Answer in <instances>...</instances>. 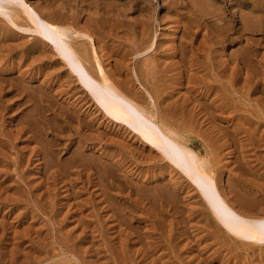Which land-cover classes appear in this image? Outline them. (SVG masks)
I'll list each match as a JSON object with an SVG mask.
<instances>
[{
	"label": "rangeland",
	"instance_id": "1",
	"mask_svg": "<svg viewBox=\"0 0 264 264\" xmlns=\"http://www.w3.org/2000/svg\"><path fill=\"white\" fill-rule=\"evenodd\" d=\"M6 1L9 3L13 2V1L15 2V5L13 6L15 9L12 7L14 9L12 11V9L10 8L11 11L9 13L11 15H13V13H14L13 17L15 18L17 23L19 22V25H21V28L20 29L17 28V26H15L13 23H11V21H9L8 14H3L0 12V85H1V87H0V110H1L0 111V144H1L0 145V178H2V179H0V223L2 222V225L0 224V251L2 252V254L0 252V264H168V263L169 264H175V263L176 264H193V263L194 264H260V262H261V264H263V262H264V242L259 241L253 245H249V243L248 242L246 243L244 239H241L239 237L234 238L233 237L234 235L230 237V234L228 232H225L226 230H224L223 227L221 226V224L218 221H216V218L214 217V215L212 214V211L210 210L209 204L204 202L205 200L203 198V194L201 195V192H200L199 188L196 186L195 181L192 178H190V176L187 173H185L184 170H182V171L186 175L180 170V169H182L181 166L179 165L180 167L179 166L176 167V165H174L176 163H170V161L172 159L170 157H167L165 152L162 153V150L153 146L152 143H150L151 141H148L147 138L142 136L143 134L141 132L138 134V132H139L138 130H136V129L133 130L132 129L133 127H131L129 124L125 123L124 121L120 120V119H122V118H120L121 114L117 113L118 115H113L112 113L109 114V112H105L106 110L104 109V107H102L99 104V102H97V100H94L96 98L94 96H92V93L90 92V90L88 92L85 84H83V82L80 79H78L77 76H75L76 74H74L70 71L71 68L68 66V64L65 62V60L62 58V56L60 57L59 53L56 52L57 50L52 48L50 45L47 46L46 41L41 40V38H40L41 35L35 30V28H37V25L34 23V21H32L31 14L28 12V8H27L26 4H29L31 7L35 8V10H36V8L39 7L40 10L39 9L38 10L40 12L43 9L41 12L42 15L46 16L47 18L49 17V19H51L53 22L58 23L62 26H64L66 24L65 27H67L69 29V32L72 33L71 34L72 36L70 35V40L72 41V43H74L77 46L76 47L74 45L82 54L84 53V55H85V56L83 55L84 59L88 58V59H85L86 64L88 65V64L92 63V66L90 64L88 67L90 70H92V72L94 74H96V76H98V74H99L98 60L99 61L101 60V59H99V56H101L100 58L103 57L102 61H100V62H101V64L105 63L103 65L104 67L106 65L105 72L106 73L108 72L107 75L109 74L108 76L112 80V82L113 83L116 82V85L118 84L117 86H119L125 92L129 93V95L133 96L143 106H145V107L147 106L146 108L149 109L151 112H153V109H154V111H156L157 113L154 112L153 114L156 113L155 115L156 116L158 115L157 116L158 119L162 117L161 119L165 120L167 123L169 121L168 126L171 125L169 127H171L179 135V137L182 135L181 140L184 142V144H186L187 146L192 148L195 152H197L200 155V157H202V159H204V161L207 160L209 162V164L212 163L211 166L209 165V171H210V173H211V171H213L211 174L213 175L214 180L217 182V186L220 189V191L222 192L223 196L227 199L229 198L228 200H230L234 197L235 199L233 198L232 199L233 202H230V203L236 209H238V210L240 209L239 210L240 212L245 213V214L251 213L250 215H259V214H262L264 211V208H263L264 207L263 206L264 205V200H263L264 198H261V197H264V162H263L264 161V154H262L260 157V154L264 152V149H263L264 148V145H263L264 144V140H263L264 139V125H263L264 124V114H263L264 111H262V110H264V105H263L264 102H262V101H264V81H263L264 80V71H261V69L262 70L264 69V67H263L264 66V57H263V55H264L263 54L264 53V40H262V42H261V40L258 38V37H260L261 39H264V36H263L264 35V31H263L264 30V17H263L264 13L259 14L260 12L258 13L256 11H252L250 5H249V7L245 6L244 4H245V2H247V0H232L231 1L232 3L230 2L228 6H226L225 0H223V1L222 0H217V1L215 0L216 2L211 0L213 3L215 2V5H217L219 7H221V4H222L223 5L222 7H225V6L227 7V8L225 7L226 9L231 8V10H227L228 11L227 12L228 19L232 20L231 22L229 21L230 26L228 25V27L230 29L227 27L229 32L227 31V28L225 31L223 29H221L223 32H221V30L219 29L220 33L218 34V30L216 29L217 27L212 25V23H211V21H213V20L210 19L211 21L208 22L209 24L205 21L201 25L203 28L200 27L198 29V28H196V24H197L196 21H198V19H197L198 16H195L194 17L195 19L192 18L191 21L189 19H188L189 21H187L186 18L178 12V10H177L178 8H176V9L173 8V10H172V7L168 6L169 3H167V1L171 3L172 1H175V0H151V1H149V0H147V1L146 0L145 1L144 0H141V1L140 0L139 1L138 0H131V1L130 0H126V1L125 0H112L115 3L117 2L116 4L118 6L114 3H112L111 0H108V1L107 0H90L91 4L89 2L88 3L86 2L89 0H83V1H81V0H72V1L69 0L68 2L71 1L70 4L66 0H60L61 1L60 3L58 1L59 4L57 3V0H53V1L47 0L46 2H44L45 0H26V3L21 2V0H13V1L12 0H0V2H6ZM64 1L66 4L63 3ZM118 1H119V3H118ZM122 1L125 3H122ZM261 1H262V3H264L263 0H261ZM51 2H53L55 5ZM73 2L76 4L79 3L78 6L76 7V4H75V6H73V4H74ZM93 2H95V4ZM109 2H111V3H109ZM126 2L131 3V5H130L131 7L129 5L126 6V4H127ZM143 2L148 3V5L144 4ZM185 2H187V0H184V3ZM223 2H225V3H223ZM234 2H236V3H234ZM238 2H239V4L237 5ZM62 3H63V5H62ZM120 3L124 5L125 9H126V7L129 6L128 8L130 9V11L128 8L126 10L124 8H122L123 5H121ZM141 3L143 5H141ZM149 3H151V5ZM46 4L50 5L49 6L50 8ZM67 4L69 7L72 6L74 10L67 7ZM108 4H111V5H108ZM57 5L60 6L59 7L60 10L57 8L59 11L56 10V8H55ZM80 5L82 8L79 7ZM101 5H102L103 9H102V7L100 8ZM134 5H136V7ZM44 6H45V8L47 6L46 10H44ZM83 6L85 9L81 10V9H83ZM108 6H110V7H108ZM116 6L117 7L120 6L119 8H122L123 10L119 9V8H117V10H116ZM97 7H99L100 9ZM113 7H115V9ZM140 7L144 8V9H141ZM166 7H168V8H166ZM238 7L240 8V10ZM243 7H244V11H243ZM64 8H65V10H64ZM89 8H91V11ZM93 8L96 10H98V9L101 10L103 20H101L102 17H101L100 11L99 10H98L99 12L96 10L94 11ZM104 8H105V10L108 9L109 11L111 10L112 12L114 10L115 13H116V11L117 12L121 11L120 14L118 13V15H120V16H118L116 14L115 15L116 18H115V16L110 17L111 11H110V13H108V10H106V13H105V11H103ZM139 8H140V11H139ZM235 8L236 9L238 8L237 9L238 12H237V10H235ZM52 9H55L57 11V13L55 10H54L55 12L52 11ZM78 9H80V10H78ZM145 9H146V11H148V13L150 12L151 14H153L152 12H154V14L153 15L148 14L147 12L144 11ZM180 9H181V11H183V13L185 12V15L189 16L188 15L189 9H187L184 6L180 7ZM232 9L234 11H232ZM61 10H63L64 12H62ZM75 10H76V13H75ZM50 11L52 12V14ZM67 11H68V13H67ZM69 11H71V12H69ZM73 11H74L75 15H74ZM77 11H79V12H77ZM83 11H84V13H83ZM93 11L95 13L96 12H98V13L96 15H95V13L92 15ZM168 11L171 13H169ZM240 11L242 14L240 13ZM246 11L247 12L249 11V12L247 13ZM59 12L61 15L59 14ZM130 12H132V13H130ZM141 12H142V14H141ZM62 13H63V15H62ZM113 13H112V15H113ZM122 13H124V14H122ZM126 13L128 15H130V17H129L130 19H127L128 15ZM231 13H234V17L236 19L232 16ZM243 13H247V14H243ZM53 14L56 15V20H54L55 18L53 19V17H54ZM67 14H68V17H67ZM76 14H80L81 16L76 15ZM139 14H141V15L139 16ZM179 14H180V17H179ZM248 14L250 15V18H249V16H247ZM257 14H259L260 17H257L258 16ZM125 15H127V16H125ZM142 15H143V17H142ZM149 15H151V16H149ZM175 15L177 16V18ZM230 15H231V17H229ZM241 15L247 16V18H249L246 20L247 22L249 20L251 21V22L250 21L248 22V23H250L249 28L242 29L243 27H241V26H243V23H241L242 22ZM75 16H78V17H75ZM95 16H97V17H95ZM122 16H124L125 18H123ZM133 16L135 17V19H133ZM148 16L151 19H146V18H148ZM64 17H66V19H67V20L65 19L67 21V22L64 21L65 23L63 22ZM70 17H71V19H70ZM85 17H86V20L84 21ZM91 17L92 18L94 17L93 18L94 20ZM106 17H109V19H108L109 22H112V20H113L112 23H114V24H112V23L109 24ZM131 17H132V19H131ZM137 17L139 18V21H138V19H136ZM174 17H175V19H174ZM206 17H209V16H206ZM253 17H254V20H253ZM105 18H106V20H105ZM140 18L143 20L142 22L140 21L141 20ZM258 18H260V20ZM261 18H262V21H261ZM18 19H19V21H18ZM76 19H77L78 23H77V21L75 22ZM117 19H121V21L120 20L118 21ZM234 19L236 21H234ZM88 20H90V21H88ZM96 20H97V23H96ZM132 20H134V21L132 22ZM144 20L148 25L144 22ZM147 20L150 23H148ZM179 20H181V21L183 20L184 22L187 21L188 23L191 22L190 24L192 25V28L194 27L193 28L194 31L196 29L197 34L194 36L192 34V32H187V31H184L183 29L178 30ZM255 20H257L256 23L259 21L260 22L256 24ZM101 21H102V23H101ZM215 21L216 22L213 21V23L222 22L220 20L218 21V19ZM88 22H90V23H88ZM123 22H124V25H125V23L128 22L127 26L126 25L125 26L129 27V29L123 25ZM129 22H131L132 24ZM134 22H135V24L133 25ZM70 23H72V24L70 25ZM92 23L93 24L95 23V25H93ZM206 23L209 26H207ZM222 23H219V24H222ZM254 23H255V25H254ZM89 24L90 25L92 24L93 26L91 25L92 27H90ZM104 24H106V26ZM183 24L184 23L182 22V25ZM83 25H84V27L86 25H88L87 27L90 28V30L86 27L87 28L86 29L87 31H86L84 29ZM96 25L97 26L99 25V26L97 27ZM102 25H104V27ZM119 25H121V26H119ZM132 25H133V27H132ZM139 25L142 27H140ZM144 25L147 26V27H145V29L143 28ZM155 25H156V27H155ZM211 25H212V27H210ZM252 25H254V26H252ZM110 26H112V27H110ZM70 27H72V29H70ZM81 27H83V29ZM99 27L102 28L100 31L98 30ZM154 27H155V29H154ZM214 27H216V28H214ZM236 27H241V28H236ZM103 28H105V29H103ZM130 28H131V30H130ZM141 28H143L142 33H140L142 30ZM148 28L150 30H148ZM250 28L252 30H250ZM92 29L94 30V33H93ZM208 29H209V33H211V34L213 33V34L217 35V38L219 36H221L218 38L219 40L221 39L220 42L217 38L213 39L214 40V42H213L212 38L215 37V35H213V37H212V36H210L211 34L210 35L206 34L208 32L207 31ZM237 29H239V30H237ZM240 29H242L243 31H240ZM82 30L84 31L85 34L83 33ZM102 30H104L105 32H103ZM212 30H214V31L216 30V31L213 32ZM256 30H257V32H256ZM258 30H260V31H258ZM76 31H77V33H74ZM114 31H115V33H114ZM132 31L134 33H132ZM150 31H153L154 33L153 32L150 33ZM200 31L203 32L202 35L206 34V35H208V37L206 35H205V37L202 36L200 34L201 33ZM205 31H207V32H205ZM230 31H234V32H230ZM236 31H238L239 33H237ZM101 32H103V33H101ZM111 32L114 33L116 37L113 36L114 34L112 35ZM216 32H217V34H216ZM86 33L92 37V41L90 40L91 38ZM92 33H93V35H92ZM125 33H127V34L125 35ZM143 33H145V34H143ZM75 34H77V35H75ZM82 34H84V36L85 35L86 36L84 37ZM108 34H109V36H108ZM178 34H179V37H178ZM183 34H185L184 37H186V39L184 37L181 38L183 36ZM233 34H234V37L236 36L235 38L232 37ZM235 34H237V35H235ZM80 35H82V36H80ZM106 35L108 36L107 37L108 39H106ZM110 35H112L113 38ZM134 35L136 36V38ZM137 35H139V36H137ZM180 35H182V36L180 37ZM191 35H193V37ZM152 36H155V37H152ZM189 36H191V37H189ZM251 36L254 38H251ZM95 37H97V38L99 37V38L97 39ZM231 37H232V40H231ZM246 37L251 38L252 40L247 39ZM103 38H104V40H103ZM114 38H115V40H113ZM121 38H123L124 40ZM127 38L131 43L135 39V41L139 44H134L135 42H133L131 45V43L127 41ZM153 38H155V40ZM179 38L183 39V41L186 40V41H184L183 46L180 45V43L182 41L178 44V41H180ZM187 38H193L194 42L192 41V39H190L192 42L189 39L187 40ZM236 38H238V39H236ZM255 38H258V39H256V41H255ZM87 39H89V40H87ZM120 39L123 42L118 41ZM140 39L142 40V42L140 41ZM143 39H145V41ZM202 39L206 40V41L203 42ZM209 39L212 40V42H210ZM73 40L77 41V42L75 43ZM78 40H80V41H78ZM85 40L87 42H85ZM229 40H230V42H229ZM258 40H259V42H257ZM82 41L84 44L80 45V43ZM148 41H150V44L153 42L155 44L154 47L157 45L156 50H154L152 48L155 52L151 49L154 53L151 52L150 50H147L146 54L142 53L143 51L145 52L144 47H146V45L147 46L149 45ZM251 41L252 42L254 41L253 42L254 44ZM116 42H117V44L118 43L119 44L118 45L115 44ZM127 42L129 44H127ZM174 42L177 43L178 45L175 44ZM200 42H202L203 44L201 45ZM218 42H219V44H217ZM221 42H222V44H221ZM245 42H247V43H245ZM255 42H257V43H255ZM87 43H88V45H87ZM97 43H99V44H97ZM107 43H109V44H107ZM142 43H143V45H142ZM185 43H186V45H185ZM206 43H208V44H206ZM209 43H211V45H209ZM215 43L217 44V46ZM250 43H252V45ZM121 44H122V46H121ZM198 44H199V46H202V47L204 45V47H203L204 49L202 47L197 48ZM212 44H215V45H212ZM257 44L260 46L263 45L262 46L263 48L258 47ZM78 45L80 46V48ZM167 45H173L174 47L171 46V48H170ZM175 45H177V47ZM179 45L181 46V48L179 47ZM207 45H209V46H207ZM83 46H85V47H83ZM162 46H164V47L162 48ZM210 46H212V47H210ZM113 47L114 48L117 47V48L114 49ZM134 47L136 48V53L138 52L137 54L136 53L133 54V52H135ZM137 47L139 48L138 50H137ZM191 47L193 48V50ZM208 47L211 49H209ZM104 48H105V50H104ZM165 48H167V49L169 48V49L168 50L166 49V52H164ZM175 48H176V50H175ZM188 48H190L189 49L190 52L188 51ZM83 49L85 51L88 50V52L87 51L85 52ZM99 49H103V50H99ZM195 49H196V51H195ZM245 49H247V50H245ZM93 50H95L96 54H95V52L92 54ZM116 50L118 51V53ZM127 51H128V53H127ZM139 51L140 52L142 51L141 52L142 54H140ZM148 51H150V52H148ZM185 51L188 53L189 56L186 55ZM193 51H195V52H193ZM247 51H248V53H247ZM252 51L255 54L253 53L252 57L250 58L249 56H251V55L248 56V54L252 53ZM113 52H115V53L113 54ZM124 52H126V53H124ZM158 52H161V53L157 54ZM191 52L194 54H191ZM89 53L94 55L95 60L93 59V56L90 55ZM180 53H183L184 55H181ZM105 54H107L109 57L110 56L112 57L113 55L114 56L112 58L111 57L109 58ZM119 54H120V56H119ZM122 54H124V55H122ZM131 54H132V56H131ZM256 54H257L258 58L255 56ZM153 55H154L155 59L157 58L156 59L157 61L155 60L156 63L154 61H152L153 63L150 64L151 60L149 62L148 59H152ZM190 55L192 57H194V56L195 57L192 58ZM90 56H92V57H90ZM95 56H97V57H95ZM105 56H107V58ZM122 56H124L123 57L124 59L122 58ZM115 57H118V58L116 59ZM127 57L129 58V60ZM138 57H139V59H138ZM159 57H160V59H159ZM178 57H179V59H181V57L182 58L185 57V58L179 60V62L177 64V63H175V62H177L175 60H178ZM199 57H201V58H199ZM60 58H62L63 60ZM119 58H122L124 61L126 60V62L121 61V63H120V61L118 60ZM130 58H131V60H130ZM162 58H164L165 60ZM196 58H197V60H195ZM141 59H142V62H141ZM158 59H159V61H158ZM167 59H168V61H167ZM185 59H188V61ZM202 59H203V61H202ZM229 59H231V60H229ZM233 59H235V60L233 61ZM252 59L253 60L255 59L254 60L255 62ZM259 59H260V61H263V63H258ZM35 60H36V62H35ZM87 60H89L90 62H88ZM106 60H108V61H106ZM116 60L118 61V63L116 62ZM152 60H154V59H152ZM171 60H173V62ZM246 60H249V61H246ZM144 61H148V62H144ZM161 61H162V63H161ZM165 61L168 62L169 64L166 63ZM195 61L197 63H195ZM232 61L235 63L238 61L237 62L238 65H237V63L235 64ZM163 62H165V63H163ZM170 62H171V64H170ZM222 62L224 63V65ZM245 62H247V63H245ZM142 63H143V66H142ZM144 63H145V65H144ZM146 63H149V64H146ZM198 63H200V64H198ZM204 63L207 65H205ZM66 64H67V66H66ZM117 64H118V66H117ZM158 64H159V66H158ZM167 64L170 68L172 66V70L167 66ZM189 64H191V65H189ZM192 64H194V65H192ZM196 64H198V65H196ZM216 64H217V66H216ZM218 64H219V66H218ZM229 64H231V65H229ZM250 64H252V66H255V67H249V66H251ZM260 64L261 65L263 64V65L261 66ZM121 65H122V67H121ZM140 65L143 68V69L141 68L142 71L140 70V67H141ZM146 65L147 66L151 65V66H149V68H147ZM155 65H157V66H155ZM178 65H180V66H178ZM184 65H186V66H184ZM247 65L249 68H251V70L254 69V70H252L254 73L249 70ZM152 66L153 67L155 66V67L151 69ZM212 66H213V68H211ZM256 66L260 70L257 69ZM179 67H182L183 69L180 70ZM189 67L190 68L192 67L193 70H191L192 68L190 69ZM235 67L239 72L241 71V73H242L241 75H238V73H237L238 71L235 69ZM123 68H125V69H123ZM126 68H127V70H126ZM135 68L138 70H136ZM166 68L170 69V71L165 70ZM198 68L199 69L202 68V69L199 70ZM244 68L246 70H244ZM255 69H256V71H255ZM134 70L136 71L135 73H134ZM144 70H146V71L144 72ZM153 70H155L156 72H154ZM160 70H161V72H159ZM178 70H180V72ZM55 71L56 72L58 71V72L56 73ZM152 71L154 72V74L152 73ZM167 71H169L170 73H173V74L168 76L170 73ZM191 71L192 72L195 71L194 74ZM233 71H234V73H232ZM246 71L250 73V75H248L249 73L246 74L247 76H250V77H248L250 80L244 79L247 77V76H245V73H247ZM258 71H259V73H258ZM143 72H144V75H143ZM149 72H151L150 75H146ZM174 72H176V74ZM256 72H257V74H256ZM22 73L23 74L25 73V74L23 75ZM132 73H134V74H132ZM157 73H159L158 76H155V75H157ZM180 73H181V75H180ZM190 73L193 74L194 76L191 75ZM235 73L237 74V76ZM260 73H261V75H258ZM42 74H43V77H41ZM151 74H152V76H151ZM160 74H161V76H160ZM177 74L180 77H175V76H178ZM188 74L191 75L192 78ZM195 74H197V75L195 76ZM173 75H175V76H173ZM232 75L234 77L235 76L236 77L234 78ZM242 75H243V77H242ZM132 76L135 79H133ZM137 76H139V77L136 78ZM143 76H145L146 78H143ZM154 76L158 77V78H157V80L155 79L154 81H152L155 78ZM171 76H173V77L170 78ZM185 76L187 79H185ZM147 77L150 79L148 80ZM231 77H232V79H231ZM131 78L133 79V81H131L132 80ZM179 78H181V79L178 80ZM189 78H191V79L188 80ZM233 78H234V80H233ZM252 78L255 81H253ZM256 78L257 79L259 78V79L257 80ZM162 79H164V80H162ZM170 79H171V81H170ZM43 80H44V82H43ZM176 80H178V81H176ZM245 80H247V81H245ZM80 81L82 82L81 84H80ZM156 81L158 82L159 86L157 85ZM159 81L161 82V84L159 83ZM167 81H168V83H167ZM172 81H175V83ZM180 81H181V83H180ZM124 82H125V84H124ZM162 82L164 83L163 85H162ZM164 85H166V87ZM223 85H224L225 89L223 88ZM84 86H85L86 90L84 89ZM151 87H153V88H151ZM158 87L159 88L163 87L162 89L164 92L160 88V90L162 91V93H161V91L158 89ZM169 87H170V89H169ZM228 87H230V88H228ZM40 88L41 89L44 88V89L41 90ZM150 88H151V90H150ZM205 88H206V91H205ZM146 89L151 91V92L147 91ZM153 89L157 92H155ZM168 89L170 91L174 90V91H172L174 93H170V91ZM21 90H25V91H23L24 93H22ZM39 90L41 93H38ZM129 90H130V92H129ZM166 90H168V92ZM28 91H29L30 95L27 94ZM44 91H46V92L48 91V93H47L48 97L45 96L46 94H43V93H45ZM207 91H209V92H207ZM18 92L21 95L17 94ZM200 92H202V93H200ZM219 92L222 94L219 95ZM223 92H224V94H223ZM31 93L33 96L31 95ZM37 93H38V95H37ZM66 93H68V94H66ZM153 93H155V94L153 95ZM157 94H159V95H157ZM217 94H218V96H217ZM232 94H233V98H232ZM50 95H52V96H50ZM155 95H156V97L160 96L158 98V100L155 97ZM161 95H163V96H161ZM213 95H215V96L213 97ZM30 96L32 98L35 96L36 97V98L34 97L35 100H37V98H39L38 100H39V102H40L39 104H41V106L36 104V101L34 99H32ZM41 96H42V98H41ZM148 96H150L151 99ZM211 96L213 98H211ZM259 96H261V97H259ZM18 97H19L22 105H21L20 101H18L19 100ZM91 97H94V98H91ZM193 97L197 98L198 100L194 99ZM207 97H208V99H207ZM21 98L23 99L24 102L22 101ZM262 98H263V100H262ZM40 99H41V101H40ZM47 99H48L49 103L47 102ZM175 99H176V101H175ZM177 99H179V100L177 101ZM180 99H182V101ZM184 99H185V102H184ZM186 99H187V101H186ZM188 99H189V101H188ZM201 99H202V101H201ZM205 99L207 102L205 101ZM211 99L212 100L216 99L218 101L213 100L214 101L213 102ZM38 100H37V103H38ZM208 100H210V101H208ZM225 100H226L227 105L224 102ZM227 100H228V102H227ZM34 101H35V103H34ZM52 101H53V103H52ZM55 101H56V103H55ZM197 101H199V102L201 101V102L199 103ZM239 101L242 103L240 104ZM150 102H152L153 104ZM155 102H157V103H155ZM186 102L189 104H186ZM221 102H224V103H221ZM235 102L237 103V106H236ZM196 103H199V104L195 105ZM259 103H260V105H259ZM18 104L21 107L17 106ZM44 104L45 105L47 104V105L45 106ZM48 104L50 105L49 107H48ZM155 104L158 106L155 107L156 106ZM171 104L173 106L177 104L176 105L177 107L176 106L173 107ZM180 104L183 105L182 106L183 108L185 106L188 111H190L189 109L191 108L193 115H191L192 114L191 111H190V113H188L187 110L183 111L186 108L183 109ZM214 104L216 105L215 107H214ZM33 105H38V107L33 106ZM188 105L189 106L195 105V106L192 108V107H189ZM198 105H202V106L199 107ZM203 105L205 107H203ZM239 105H240V107L242 105V107L239 108L238 107ZM74 106H76V107H74ZM226 106H227V108H226ZM180 107L183 110L181 109L182 113H180V116H179L180 118L178 119L177 116L180 112L179 111ZM196 107H197V109H196ZM209 107H210V109H209ZM229 107H230V109H228ZM33 108H36V109L38 108V110H35ZM39 108H40V110H39ZM45 108H48V109L44 112L43 110ZM55 108H57L58 112H59V110H61V111L58 113ZM177 108H179V109H177ZM223 108L225 109V112H224ZM29 109H30V111H29ZM69 109H70V111H69ZM174 109H176V112ZM204 109H206V111ZM215 109H217V110H215ZM226 109L228 110V112L230 114L227 112ZM236 109L241 110V111L238 112V110H236ZM257 109H258V111H257ZM259 109H261V110H259ZM195 110H196V113H198L200 110L199 114H196ZM201 110H202V112H201ZM37 111H39V112H37ZM53 111H54V113H53ZM73 111L74 112L76 111V114H74L76 117L73 115V113H74ZM162 111H163V113H162ZM169 111L171 113V116L169 114H167V113H169ZM230 111H233L235 113L234 114L232 112L235 117H230V116H233ZM259 111L262 112V113H260L262 116H258ZM61 112L62 113L64 112V113L60 114ZM67 112H68V114H66ZM177 112H178V114H177ZM183 112H185V113H183ZM209 112L213 113V114H211L212 116L214 114L215 115L217 114L218 115V116H216L217 118H214L215 116L214 117L210 116ZM43 113H45V114H43ZM208 113H209V115H208ZM222 113H225V114H222ZM41 114H43V115H41ZM70 114H71V116H70ZM188 114H190V115H188ZM249 114H252V116ZM27 115H29L30 118H29V116L27 117ZM109 115H110V117H109ZM181 115H183V116L181 117ZM197 115H199V116H197ZM220 115H222V116L224 115V117H222ZM225 115L229 116V117H226ZM37 116L39 117V119ZM103 116L105 118H103ZM115 116H117V118ZM192 116H194V117L196 116V117L194 118ZM31 117L34 120L31 119ZM36 117H37V119H36ZM44 117L47 119V121H46V119H44ZM68 117L70 120L66 119ZM113 117H115V118H113ZM185 117H186V120L187 119L189 120V121L187 120V123H189V122L192 123V121L194 120L195 122H193V123H195V124L192 123L193 124V125L191 124L192 126H189L190 123L185 124V122H186ZM218 117H220L221 119ZM236 117H237V119H236ZM248 117H249V119H248ZM196 118L199 121H197ZM226 118H227V120H226ZM27 119H28V121H27ZM35 119H36V122H38V120L39 121L41 120L40 123L42 122L41 123L42 125L38 122V124L36 123L37 124V127H36V124L34 125V123L32 122V121L35 122ZM62 119L65 120L66 122H64ZM177 119H178V122H177ZM181 119H183V121H182L183 123L181 122ZM212 119L214 120V122ZM9 120H11V121H9ZM44 120L47 124L44 122ZM79 120L80 121L84 120L85 122L84 121L80 122ZM215 120H217V121H215ZM228 120H230V121H228ZM26 121L28 122V124ZM87 121H88V123H86ZM171 121H172V123H171ZM234 121L239 126H237ZM9 122H11V123H9ZM30 122H32V123H30ZM43 122H44V124H43ZM76 122H78V123L76 124ZM89 122H91V123H89ZM202 122H204V123H202ZM17 123H18V125H17ZM84 123H86V125ZM210 123L213 126H211ZM229 123H230V125H229ZM231 123L232 124L235 123L234 124L235 126L232 125ZM244 123L246 124L247 127L245 125H243ZM87 125H88V127H87ZM95 125H97V126H95ZM76 126H78V127H76ZM241 126H242V128H241ZM110 127H112V128H110ZM231 127H233V128H231ZM239 127L241 129H239ZM248 127H251V128L248 129ZM128 128H130V129H128ZM233 129H234V132H232ZM247 129L248 130L251 129L252 131L250 130V132L247 133L248 132ZM61 130H62V132H61ZM213 130L217 131V132L215 133ZM241 130L242 131L244 130L245 132L244 131L242 132ZM39 131H40V133H39ZM212 131L215 134L212 133ZM254 131H255V133H254ZM84 132L87 134L85 135ZM93 132H94V134H93ZM199 132H200V134L201 133L202 134L200 135ZM252 132H253V134H252ZM246 133L248 136L246 135ZM104 134H105V136H107V134H108L107 138L104 136ZM243 134L246 135V137H243L244 136ZM249 136L250 137L252 136V137L248 138ZM111 137H113V138L109 139ZM215 137L216 138L218 137V141ZM241 137H243L246 141ZM256 137L259 138L260 141L259 140L256 141L257 140ZM214 138H215V140H213ZM253 139H254V141H253ZM207 140L208 141L210 140V141L208 142ZM198 141H199V143H197ZM46 142H47V144H46ZM78 150H80V151H78ZM201 151L205 154H202ZM207 151H208V153H207ZM75 152L76 153L78 152V153L76 154ZM46 155H48V156L46 157ZM74 155H76L77 157ZM214 155H216V156H214ZM80 156H82V157H80ZM252 156H253V158H252ZM214 159H215V161H214ZM99 161H100V164L98 163ZM86 162H88V163L86 164ZM82 163L83 164L85 163L86 165H83ZM103 163H104V165H103ZM69 165H70V167H69ZM107 167H109V168H107ZM160 174H161V176H160ZM49 185H50V187H49ZM65 185H67V186L65 187ZM174 188H175V190H174ZM5 191H6V193H5ZM8 191L10 192V194ZM93 192H95V193H93ZM234 192H238V193H234ZM14 193H15V195H14ZM247 193H248V196H247ZM258 193H259V195H258ZM11 194H13V195H11ZM106 194H107V196H106ZM235 194H238V195H236V197H235ZM249 195L251 196V199L253 198L256 201L251 200ZM241 196L244 197V200H242ZM63 197H65V198H63ZM5 199H6V201H5ZM84 200H86V201H84ZM58 202H60V203H58ZM161 202L163 204H161ZM75 204L77 207L75 206ZM79 206H81L82 208ZM241 208H242V210H241ZM252 210H255V211H252ZM256 210H257V213H256ZM64 211H66V212L64 213ZM244 211H246V212H244ZM79 212H81V213H79ZM2 213H3V215H2ZM84 213L86 215L85 217H84V215L80 216V214H84ZM156 214H157V216H156ZM175 214H177V215H175ZM7 218L9 220H7ZM115 220H119V221H115ZM193 221H194V223H193ZM9 222H10V224H9ZM186 223H187V225H186ZM216 223L222 229H220V228L218 229V226L215 225ZM29 225H31V226L29 227ZM79 225H81V226H79ZM215 226H217V229H215L216 228ZM28 228H29V230H28ZM210 230H212V231H210ZM21 231H24V232L21 233ZM184 232H186V233H184ZM10 234H11V236H10ZM217 237H218V239H217ZM34 239H35V241H34ZM260 242H262V243H260ZM121 248H123V249H121ZM200 248H201V250H200ZM25 249H26V251H24ZM201 251H202V253H201ZM106 252H108V253H106ZM32 254L34 256H32ZM199 255H200V257H199ZM24 256L26 258H24ZM190 256H192V258Z\"/></svg>",
	"mask_w": 264,
	"mask_h": 264
},
{
	"label": "bare ground",
	"instance_id": "2",
	"mask_svg": "<svg viewBox=\"0 0 264 264\" xmlns=\"http://www.w3.org/2000/svg\"><path fill=\"white\" fill-rule=\"evenodd\" d=\"M13 1V0H12ZM47 0H45L44 2H46ZM49 1V0H48ZM53 1V0H52ZM58 1H59V3L61 2L60 0H57V3H58ZM67 2L69 1V0H66ZM72 1V0H71ZM71 1L70 2H68L69 4L71 3ZM81 1H83V0H81ZM108 1V0H107ZM112 1V0H111ZM126 1V0H125ZM131 1V0H130ZM139 1V0H138ZM141 1V0H140ZM145 1V0H144ZM147 1V0H146ZM149 1H151V0H149ZM212 1H215V0H212ZM211 0H187V2H185L184 3V0H175V1H172L171 3L170 2H168L167 1V3H169L168 4V6H170V7H172V10H173V8H178L177 10H178V12L180 13V14H182L185 18H186V20L187 21H191L192 20V18H194L195 16H198L197 17V19H198V21H196L197 22V24H196V28H200V27H202L201 25L206 21L207 23L209 22V21H211V20H213L214 22H216L215 20H217L218 19V21L220 20V21H222V22H219V23H222V24H219V23H213V21H211V23H212V25H214V26H216V27H214V28H216L217 30H218V34L220 33V31H219V29L221 30V29H223L224 31L226 30V28L228 27V25H229V21L231 22L232 20H230V19H228V16H227V10H231V8L229 9H226L227 7L226 6H228L229 5V3L232 1V0H225V2H223V3H225L226 4V8L225 7H222L223 5L221 4V7H219V6H217V5H215V2L217 1H215L214 3L212 2ZM223 1V0H222ZM264 1V0H263ZM21 2H23V3H26V0H21ZM56 2V1H55ZM75 2V1H74ZM73 2V3H74ZM87 3L89 2L90 3V0L89 1H86ZM97 2V1H96ZM101 2V1H100ZM134 2V1H133ZM166 2V1H165ZM240 2V1H239ZM239 2L237 3V5L239 4ZM48 3V2H47ZM51 3H53V2H51ZM50 3V4H51ZM58 3V4H59ZM64 4H66L65 3V1L63 2ZM63 3H62V5H63ZM94 4H95V2H93ZM99 3V2H98ZM109 3H111V2H109ZM112 3H114V4H116L115 2H113L112 1ZM118 3H119V1H118ZM122 3H125V2H123L122 1ZM127 3V2H126ZM129 3V2H128ZM126 4V6L127 5H131V3H129V4ZM144 3V2H143ZM152 3V2H151ZM151 3H149L150 5H151ZM232 3V2H231ZM234 3H236V2H234ZM45 4V3H44ZM54 4V3H53ZM75 4L76 3H74L73 4V6H75ZM79 4V3H78ZM78 4H76V7L78 6ZM91 4V3H90ZM121 4V3H120ZM135 4V3H134ZM144 4H147L148 5V3H144ZM154 4V3H153ZM152 4V5H153ZM156 4V3H155ZM241 4V3H240ZM15 5V2L13 1V2H11V3H9V2H0V12L1 13H3V14H8V17H9V21H11V23H13L15 26H17V28H21V25H19V22L17 23L16 22V20H15V18L13 17V15H14V13H13V15H11L9 12L11 11L10 10V8L12 9V11L15 9L13 6ZM47 5V4H46ZM55 5V4H54ZM106 5V4H105ZM108 5H111V4H108ZM117 5V4H116ZM121 5H123V4H121ZM120 5V6H121ZM133 5V4H132ZM138 5V4H137ZM141 5H143L142 3H141ZM219 5V4H218ZM245 6H247V7H249V5L251 6V10L252 11H256V12H260L259 14H262V13H264V3H262V1L261 0H247V2H245V4H244ZM26 6H27V8H28V12L31 14V19H32V21H34V23L37 25V28H35V30L41 35V40L43 41H46V43H47V46H51L52 48H54L55 50H57L56 52H58L59 53V55H60V57L62 56V58L65 60V62L68 64V66L71 68V72L72 73H74V74H76L75 76H77L78 77V79H80L82 82H83V84H85V86L87 87V90H88V92H89V90H90V92L92 93V96H94L96 99H94V100H97V102H99V104L102 106V107H104V109L106 110L105 112H109V114H113V115H118V114H121V116H120V118H122V119H120V120H122V121H124L125 123H127V124H129L131 127H133L132 129L134 130V129H136V130H138L139 132H138V134L141 132L143 135L142 136H144L145 138H147V140L148 141H151L150 143H152V145L153 146H155L156 148H159L160 150H162V153L163 152H165L166 153V155H167V157H170L172 160V162L170 161V163H176V164H174V165H176V167L177 166H181V168L182 169H180L181 171L182 170H184V172L185 173H187L189 176H190V178H192L194 181H195V184H196V186L199 188V190H200V192H201V195L203 194V198H204V202L205 203H208L209 204V207H210V210L212 211V214L214 215V217L216 218V221H218L220 224H221V226L223 227V229L224 230H226L225 232H228L229 234H230V237L231 236H233L234 238L236 237H239V238H241V239H244L245 240V242L247 243H249V245H253V244H255V243H257V242H259V241H263L264 242V211H263V213L262 214H259V215H250L251 213H249V214H245V213H242V212H240L238 209H236L230 202H233V198L232 199H230V200H228L227 198H225L224 196H223V194H222V192L220 191V189L218 188V186H217V182L214 180V178H213V175L211 174L213 171H211V173H210V171H209V165L211 166V164H209V162L207 161V160H205L204 161V159H202V157H200V155L197 153V152H195L192 148H190L189 146H187L186 144H184V142L181 140V136L179 137V135L171 128V127H169V126H171V125H169L168 126V124H169V121H168V123L165 121V120H162L161 118H157V116L155 115L157 112L156 111H154V109H153V112H151L149 109H147L145 106H143L140 102H138L133 96H131V95H129V93H127V92H125L123 89H121L119 86H117L116 85V82L115 83H113L112 82V80L109 78V74L107 75V73L105 72V70H106V65H105V67L103 66L105 63H103V64H101V62L100 61H102V58H100L101 56H99V59H101L100 61L98 60V71H99V74H98V76H96V74H94L93 72H92V70H90L89 69V65L91 64V66H92V63H90V64H86V62H85V59H88V58H85L84 59V57H83V55H84V53L82 54L76 47V45L74 44V43H72V41L70 40V35L72 34V33H70L69 32V29L67 28V27H65V25L64 26H62V25H60V24H58V23H55V22H53L51 19H49V17L47 18L46 16H44V15H42V10H41V12L39 11L40 10V8L38 7V8H36V10H35V8H33V7H31L29 4H26ZM48 7L50 6V5H47ZM47 6H46V8H47ZM52 6V5H51ZM58 6V7H57ZM55 8H56V10H60V6L59 5H57ZM86 6V5H85ZM118 6V5H117ZM116 6V10H117V8H119V7H117ZM128 6V7H129ZM135 7H136V5H134ZM133 6V7H134ZM145 6V5H144ZM143 6V7H144ZM167 6V5H166ZM182 6H184V7H186L187 9H189V16H187V15H185V12L183 13V11H181V9H180V7H182ZM233 6V5H232ZM231 6V7H232ZM14 9H13V8ZM42 7V6H41ZM66 7V6H65ZM67 7H69L68 6V4H67ZM66 7V8H67ZM75 7V8H76ZM79 7H81V5L79 6ZM87 7V6H86ZM102 7V5L100 6V8ZM106 7V6H105ZM108 7H110V6H108ZM128 7H126V9L128 8ZM131 7V6H130ZM132 7V8H133ZM150 7V6H149ZM153 7V6H152ZM158 7V6H157ZM236 7V6H235ZM46 8H45V6H44V10H46ZM50 8V7H49ZM52 8V7H51ZM58 8V9H57ZM69 8H71L72 10H74L73 9V7L71 6V7H69ZM82 8V7H81ZM96 8V7H95ZM97 8H99V7H97ZM99 8V9H100ZM114 9H115V7H113ZM122 8H124V5L122 6ZM122 8H119V9H122ZM131 8V9H132ZM138 8V7H137ZM136 8V9H137ZM141 8V7H140ZM140 8H139V11H140ZM145 8V7H144ZM144 8H141V9H144ZM148 8V7H147ZM154 8V7H153ZM165 8V7H164ZM166 8H168V7H166ZM239 8V7H238ZM237 8V9H238ZM39 9V10H38ZM85 8H84V6H83V9H81V10H84ZM88 9V8H87ZM86 9V10H87ZM90 9V11H91V8H89ZM98 9V10H99ZM102 9H103V7H102ZM118 9V10H119ZM125 9V8H124ZM125 9V10H126ZM129 9V8H128ZM150 9V8H149ZM171 9V8H170ZM236 8H235V10H237ZM242 9V8H241ZM55 9H52V11H54ZM55 10V11H56ZM58 10V11H59ZM64 10H65V8H64ZM69 10V9H68ZM78 10H80V9H78ZM93 10L95 11L96 9H94L93 8ZM98 10H96V11H98ZM106 10H108V9H106ZM106 10H105V8H104V10L103 11H105V13H106ZM113 10V9H112ZM123 10V9H122ZM124 10V11H125ZM155 10V9H154ZM153 10V11H154ZM239 10H240V8H239ZM246 10V9H245ZM54 11V12H55ZM62 12H64L63 10H61ZM60 11V12H61ZM92 12V15L95 13V12ZM100 11V13H101V10H99ZM98 11V12H99ZM111 11V10H110ZM110 11L108 10V13H110ZM129 11H130V9H129ZM145 12H147L148 13V11H146V9L144 10ZM150 11V10H149ZM170 11V10H169ZM168 11V12H169ZM186 11V10H185ZM232 11H234L233 9H232ZM243 11H244V7H243ZM242 11V12H243ZM16 12V11H15ZM51 12V11H50ZM60 12H59V14H60ZM69 12H71V11H69ZM77 12H79V11H77ZM98 12H96L95 13V15L98 13ZM113 12H114V10H113ZM112 11H111V16L110 17H114L116 14L118 15V13L120 14V12L121 11H116V13L114 14ZM237 12H238V10H237ZM247 12V11H246ZM249 12V11H248ZM247 12V13H248ZM255 12V13H256ZM17 13V12H16ZM56 13H57V11H56ZM55 13V14H56ZM67 13H68V11H67ZM73 13H74V11H73ZM75 13H76V10H75ZM75 13H74V15H75ZM82 13V12H81ZM80 13V14H81ZM83 13H84V11H83ZM104 13V14H105ZM112 13H113V15H112ZM125 13V12H124ZM124 13H122V14H124ZM130 13H132V12H130ZM140 13V12H139ZM153 14H154V12H152ZM156 13V12H155ZM169 13H171V12H169ZM240 13H241V11H240ZM247 13H243V14H247ZM19 14V13H18ZM49 14V13H48ZM51 14H52V12H51ZM65 14V13H64ZM70 14V13H69ZM72 14V13H71ZM80 14H76V15H79V16H81ZM88 14V13H87ZM86 14V15H87ZM90 14V13H89ZM127 14V13H126ZM141 14H142V12H141ZM141 14H139V16L141 15ZM144 14V13H143ZM148 14H151L150 12L148 13ZM153 14H151V15H153ZM180 14H179V17H180ZM232 14V16L234 17V13H231ZM242 14V13H241ZM250 14V13H249ZM247 15V16H249V18H250V15ZM259 14H257L258 16L257 17H260L259 16ZM54 15V14H53ZM61 15V14H60ZM62 15H63V13H62ZM73 15V16H74ZM85 15V16H86ZM106 15V14H105ZM109 15V14H108ZM128 15V14H127ZM127 15H125V16H127ZM151 15H149V16H151ZM181 15V16H182ZM238 15V14H237ZM236 15V16H237ZM19 16V15H18ZM51 16V15H50ZM91 16V15H90ZM89 16V17H90ZM98 16V15H97ZM97 16H95V17H97ZM104 16V15H103ZM118 16H120V15H118ZM135 16V15H134ZM133 16V19H135V17ZM149 16H148V18H146V19H151V18H149ZM176 16V15H175ZM206 16H209V17H206ZM239 16V15H238ZM247 16H244V15H241V19H242V22L241 23H243V26H241V27H243L242 29H247V28H249L250 27V23H248L246 20L247 19H249V18H247ZM253 16V15H252ZM6 17V16H5ZM20 17V16H19ZM59 17V16H58ZM62 17V16H61ZM67 17H68V14H67ZM72 17V16H71ZM71 17H70V19H71ZM75 17H78V16H75ZM87 17V16H86ZM86 17H85V19H84V21L86 20ZM101 17H102V13H101ZM123 18H125L124 16H122ZM130 17V15H128L127 16V19H130L129 18ZM142 17H143V15H142ZM156 17V16H155ZM183 17V18H184ZM229 17H231V15L229 16ZM240 17V16H239ZM256 17V18H257ZM264 17V16H263ZM262 17V18H263ZM18 18V17H17ZM55 18V19H54ZM63 18V17H62ZM88 18V17H87ZM92 18V17H91ZM94 18V17H93ZM92 18V19H93ZM100 18V17H99ZM107 18V21H108V19H109V17H106ZM106 18H105V20H106ZM115 18H116V16H115ZM157 18V17H156ZM176 18H177V16H176ZM235 18V17H234ZM262 18H261V21H262ZM53 19L54 20H56V15H54V17H53ZM66 19V17H64V19H63V22L64 21H66L65 20ZM75 19V18H74ZM81 19V18H80ZM91 19V20H92ZM96 19V18H95ZM113 19V18H112ZM131 19H132V17H131ZM136 19H138V21H139V18L137 17ZM141 19V18H140ZM144 19V18H143ZM154 19V18H153ZM174 19H175V17H174ZM189 19V20H188ZM195 19V18H194ZM211 19V20H210ZM233 19V18H232ZM236 19V18H235ZM234 19V21H236ZM259 20H260V18H258ZM257 19V20H258ZM8 20V19H7ZM62 20V19H61ZM73 20V19H72ZM94 20V19H93ZM101 20H103V17H102V19ZM116 20V19H115ZM118 21L120 20L121 21V19H117ZM123 20V19H122ZM157 20V19H156ZM155 20V21H156ZM159 20V19H158ZM178 20V19H177ZM176 20V21H177ZM208 20V21H207ZM252 20V19H251ZM253 20H254V17H253ZM257 20H255V23H256V21ZM8 21V22H9ZM18 21H19V19H18ZM77 21V19L75 20V22ZM88 21H90V20H88ZM134 20H132V22H133ZM136 21V20H135ZM141 22L143 21L142 19L140 20ZM148 21V20H147ZM153 21V20H152ZM174 21V20H173ZM187 21H181V20H179V24H178V30L179 29H183L184 31H187V32H192V34L195 36L197 33V31H196V29H195V31H194V27L192 28V25L190 24L191 22H187ZM217 21V22H218ZM239 21V20H238ZM61 22V21H60ZM67 22V21H66ZM70 22V21H69ZM74 22V23H75ZM104 22V21H103ZM109 22V21H108ZM112 22H113V20H112ZM112 22H109V24H111ZM115 22V21H114ZM137 22V21H136ZM144 22H145V20H144ZM182 22L184 23L183 25H182ZM195 22V23H196ZM251 22V21H250ZM260 22V21H259ZM259 22H257V23H259ZM65 23V22H64ZM73 23V22H72ZM72 23H70V25L72 24ZM77 23H78V21H77ZM88 23H90V22H88ZM96 23H97V20H96ZM101 23H102V21H101ZM107 23V22H106ZM128 23V22H127ZM127 23H125V25L127 26ZM129 23H131V22H129ZM146 23V22H145ZM144 23V24H145ZM148 23H150L149 21H148ZM152 23V22H151ZM155 23V22H154ZM206 23V24H207ZM210 23V24H211ZM237 23V22H236ZM240 23V24H241ZM255 23H254V25H255ZM256 23V24H257ZM93 24V23H92ZM91 24V25H92ZM108 24V25H109ZM112 24H114V23H112ZM132 24V23H131ZM135 24V22L133 23V25ZM147 24V23H146ZM209 24V23H208ZM207 24V26H209ZM253 24V23H252ZM80 25V24H79ZM90 25V24H89ZM90 25V27H92L93 25H95V23L91 26ZM100 25V24H99ZM98 25V26H99ZM105 26H106V24H104ZM104 25H102L103 27H104ZM123 25H124V22H123ZM124 25V26H125ZM133 25H132V27H133ZM148 25V24H147ZM212 25L210 26V27H212ZM235 25V24H234ZM238 25V24H237ZM254 25H252V26H254ZM259 25V24H258ZM261 25V24H260ZM68 26V25H67ZM76 26V25H75ZM74 26V27H75ZM88 25H86L85 27H84V25H83V27H84V29L86 30L88 27H87ZM97 26V25H96ZM97 26V27H98ZM101 26V25H100ZM113 26V25H112ZM112 26H110V27H112ZM115 26V25H114ZM119 26H121V25H119ZM125 26V27H126ZM140 26V25H139ZM154 26V25H153ZM177 26V25H176ZM230 26V25H229ZM233 26V25H232ZM73 27V26H72ZM72 27H70V29H72ZM80 27V26H79ZM83 27H81L82 29H83ZM87 27V28H86ZM123 27V26H122ZM140 27H142V26H140ZM139 27V28H140ZM145 27H147V26H145L144 25V29H145ZM152 27V26H151ZM155 27H156V25H155ZM155 27H154V29H155ZM241 27H236V28H241ZM78 28V27H77ZM100 28V29H99ZM98 28V30L100 31L102 28L101 27H99ZM121 28V27H120ZM126 28H128L129 29V27H126ZM143 28H141L140 30H141V32L140 33H142L143 32ZM203 28V27H202ZM229 28V27H228ZM228 28H227V31H228ZM253 28V27H252ZM260 28V27H259ZM18 29V30H19ZM89 30H90V28H88ZM103 29H105V28H103ZM112 29V28H111ZM115 29V28H114ZM124 29V28H123ZM177 29V28H176ZM175 29V30H176ZM207 29V28H206ZM210 29V28H209ZM209 29L207 30V31H205V32H207L206 34H211V33H209ZM230 29V28H229ZM242 29H240V31H243ZM74 30V29H73ZM78 30V29H77ZM93 30V29H92ZM96 30V29H95ZM130 30H131V28H130ZM137 30V29H136ZM148 30H150L149 28H148ZM172 30V29H171ZM201 30V29H200ZM205 30V29H204ZM203 30V31H204ZM211 30V29H210ZM232 30V29H231ZM237 30H239V29H237ZM249 30V29H248ZM250 30H252L251 28H250ZM262 30V29H261ZM14 31V30H13ZM72 31V30H71ZM75 31V30H74ZM83 31V30H82ZM87 31V30H86ZM103 32H105L104 30H102ZM112 31V30H111ZM121 31V30H120ZM126 31V30H125ZM135 31V30H134ZM145 31V30H144ZM213 32H215L214 30H212ZM245 31V30H244ZM247 31V30H246ZM258 31H260V30H258ZM264 31V30H263ZM103 32H101V33H103ZM127 32V31H126ZM147 32V31H146ZM153 31H150V33H152ZM186 32V33H187ZM201 32V31H200ZM221 32H223L222 30H221ZM229 32V31H228ZM230 32H234V31H230ZM237 33H239L238 31H236ZM252 32V31H251ZM255 32V31H254ZM256 32H257V30H256ZM70 33V34H69ZM74 33H77V31L76 32H74ZM83 33H84V31H83ZM93 33H94V30H93ZM93 33H92V35H93ZM98 33V32H97ZM100 33V32H99ZM112 33V32H111ZM114 33H115V31H114ZM114 33H112V35L114 34ZM120 33V32H119ZM122 33V32H121ZM128 33V32H127ZM127 33H125V35L127 34ZM132 33H134L133 31H132ZM154 33V32H153ZM177 33V32H176ZM202 33L203 32H201L200 34L202 35ZM81 34V33H80ZM85 34V33H84ZM84 34H82L83 36H84ZM87 34V33H86ZM106 34V33H105ZM104 34V35H105ZM139 34V33H138ZM143 34H145V33H143ZM191 34V33H190ZM205 34V35H206ZM216 34H217V32H216ZM226 34V33H225ZM224 34V35H225ZM243 34V33H242ZM75 35H77V34H75ZM82 35H80V36H82ZM88 36H89V34H87ZM112 35H110L111 37H112ZM136 35V34H135ZM134 35V36H135ZM150 35V34H149ZM184 35L185 34H183V36L182 35H180V37L181 38H183L184 37ZM189 35V34H188ZM193 35H191L192 37H193ZM205 35H202V36H204L205 37ZM213 35H215V34H211L210 36H212L213 37ZM221 35V34H220ZM223 35V34H222ZM235 35H237V34H235ZM241 35V34H240ZM245 35V34H244ZM252 35V34H251ZM254 35V34H253ZM72 36V35H71ZM86 36V35H85ZM84 36V37H85ZM108 36H109V34H108ZM107 35H106V39H108L107 37H108ZM113 36H115V34L113 35ZM124 36V35H123ZM128 36V35H127ZM137 36H139V35H137ZM146 36V35H145ZM191 36H189V37H191ZM207 37H208V35H206ZM209 36V37H210ZM219 36V35H218ZM228 36V35H227ZM226 36V37H227ZM249 36V35H248ZM259 36V35H258ZM264 36V35H263ZM90 38V40L92 41V37L91 36H89ZM116 37V36H115ZM142 37V36H141ZM149 37V36H148ZM152 37H155V36H152ZM164 37V36H163ZM178 37H179V34H178ZM203 37V38H204ZM219 37H221V36H219ZM218 37V38H219ZM232 37H234V34H233V36ZM232 37H231V40H232ZM236 37V36H235ZM234 37V38H235ZM238 37V36H237ZM21 38V37H20ZM95 38H97V37H95ZM99 38V37H98ZM97 38V39H98ZM113 38V37H112ZM129 38V37H128ZM128 38H127V41L128 42H130L129 40H128ZM134 38V37H133ZM135 38H136V36H135ZM146 38V37H145ZM181 38H179L180 39V41H178V44L180 43V45L181 46H183L184 45V41H186V40H184L183 41V39H181ZM185 39H186V37H184ZM199 38V37H198ZM217 38V35H215V37H213L212 38V40L213 39H216ZM217 38V39H218ZM224 38V37H223ZM228 38V37H227ZM244 38V37H243ZM247 38V37H246ZM251 38H254V37H252L251 36ZM251 38H247V39H250V40H252ZM260 40H261V42H262V40H264V39H261L260 37H258ZM258 38H255V41H256V39H258ZM74 39V38H73ZM79 39V38H78ZM89 39H87V40H89ZM121 39H123V38H121ZM118 40V41H122V40ZM154 40H155V38H153ZM173 39V38H172ZM177 39V38H176ZM175 39V40H176ZM190 40V39H192V41L194 40L193 38H187V40ZM197 39V38H196ZM205 39V38H204ZM230 39V38H229ZM236 39H238V38H236ZM94 40V39H93ZM103 40H104V38H103ZM102 40V41H103ZM113 40H115V38L113 39ZM124 40V39H123ZM144 41H145V39H143ZM203 40V39H202ZM210 40V39H209ZM212 40H210V42H212ZM219 40V39H218ZM221 40V39H220ZM220 40H219V42H220ZM223 40V39H222ZM74 41V40H73ZM78 41H80V40H78ZM98 41V40H97ZM106 41V40H105ZM140 41L142 42V40L140 39ZM177 41V40H176ZM191 41V40H190ZM191 41V42H192ZM198 41V40H197ZM206 40H203V42H205ZM228 41V40H227ZM226 41V42H227ZM242 41V40H241ZM75 43L77 42V41H74ZM85 42H87L86 40H85ZM94 42V41H93ZM101 42V41H100ZM112 42V41H111ZM123 42V41H122ZM127 42V44H129ZM133 42H135L134 44H139V43H137L136 41H135V39H134V41ZM132 42V43H133ZM140 42V43H141ZM149 42V45L147 46L146 45V47H144L143 49L145 50V52L143 51H141L142 53H145L146 54V51L147 50H150L151 52H153L154 50H156V48H157V45L154 47V43L152 42L151 44H150V41H148ZM155 42V41H154ZM194 42V41H193ZM213 42H214V40H213ZM219 42L217 43V44H219ZM223 42V41H222ZM222 42H221V44H222ZM225 42V41H224ZM229 42H230V40H229ZM239 42V41H238ZM252 42V41H251ZM254 42V41H253ZM252 42V43H253ZM257 42H259V40L257 41ZM257 42H255V43H257ZM95 43V42H94ZM126 43V42H125ZM131 43V42H130ZM132 43H131V45H132ZM147 43V42H146ZM175 43V42H174ZM173 43V44H174ZM188 43V42H187ZM197 43V42H196ZM233 43V42H232ZM231 43V44H232ZM237 43V42H236ZM245 43H247V42H245ZM252 43H250L251 45H252ZM83 45L84 43H83V41L80 43V45ZM96 44V43H95ZM97 44H99V43H97ZM107 44H109V43H107ZM114 44V43H113ZM115 44H117V42L115 43ZM119 44V43H118ZM117 44V45H118ZM171 44V43H170ZM175 44H177V43H175ZM177 44V45H178ZM189 44V43H188ZM195 44V43H194ZM200 44L202 45L203 43L202 42H200ZM206 44H208V43H206ZM216 44V43H215ZM215 44H212V45H215ZM217 44H216V46H217ZM240 44V43H239ZM242 44V43H241ZM254 44V43H253ZM260 44V43H259ZM76 47H75V46ZM86 45V44H85ZM87 45H88V43H87ZM106 45V44H105ZM124 45V44H123ZM142 45H143V43H142ZM177 45H175L176 47H177ZM179 45V47L181 48V46ZM185 45H186V43H185ZM209 45H211V43H209ZM209 45H207V46H209ZM258 45V44H257ZM256 45V46H257ZM79 46V45H78ZM121 46H122V44H121ZM128 46V45H127ZM134 46V45H133ZM167 46H169L170 48H171V46H173V45H167ZM166 46V47H167ZM189 46V45H188ZM196 46V45H195ZM206 46V47H207ZM263 46V45H262ZM262 46H260V45H258V47H262ZM83 47H85V46H83ZM105 47V46H104ZM118 47V46H117ZM116 47V48H117ZM124 47V46H123ZM131 47V46H130ZM136 47V46H135ZM134 47V49H135V52H133V54L134 53H136V48ZM164 46H162V48H163ZM174 47V46H173ZM200 47H202V46H199V44H198V47L197 48H200ZM203 47H204V45H203ZM202 47V48H203ZM210 47H212V46H210ZM246 47V46H245ZM244 47V48H245ZM249 47V46H248ZM252 47V46H251ZM79 48H80V46H79ZM98 48V47H97ZM108 48V47H107ZM114 48V47H113ZM116 48H114V49H116ZM147 48V49H146ZM154 50H153V49ZM192 48V47H191ZM209 48V47H208ZM216 48V47H215ZM263 48V47H262ZM86 49V48H85ZM113 49V50H114ZM121 49V48H120ZM119 49V50H120ZM125 49V48H124ZM139 48L137 47V50H138ZM153 51H152V50ZM166 49L167 48H165V51L164 52H166ZM169 49V48H168ZM167 49V50H168ZM174 49V48H173ZM189 49L190 48H188V51H189ZM204 49V48H203ZM209 49H211V48H209ZM223 49V48H222ZM84 50V49H83ZM99 50H103V49H99ZM104 50H105V48H104ZM112 50V49H111ZM129 50V49H128ZM171 50V49H170ZM175 50H176V48H175ZM192 50H193V48H192ZM245 50H247V49H245ZM259 50V49H258ZM261 50V49H260ZM85 51V50H84ZM87 52H88V50H86ZM85 51V52H86ZM97 51V50H96ZM117 51V50H116ZM132 51V50H131ZM150 51H148V52H150ZM195 51H196V49H195ZM195 51H193V52H195ZM219 51V50H218ZM240 51V50H239ZM255 51V50H254ZM95 52V50H93V52H92V54ZM106 52V51H105ZM111 52V51H110ZM123 52V51H122ZM140 51H139V53L140 54H142ZM155 52V51H154ZM153 52V53H154ZM181 52V51H180ZM186 52V51H185ZM190 52V51H189ZM199 52V51H198ZM251 52V51H250ZM256 52V51H255ZM263 52V51H262ZM101 53V52H100ZM107 53V52H106ZM115 52H113V54H114ZM117 53H118V51H117ZM124 53H126V52H124ZM127 53H128V51H127ZM138 53V52H137ZM136 53V54H137ZM152 53V54H153ZM159 53H161V52H158L157 54H159ZM168 53V52H167ZM166 53V54H167ZM172 53V52H171ZM184 53V52H183ZM183 53H180L181 55H184ZM241 53V52H240ZM247 53H248V51H247ZM254 52L252 51V53H250V54H248V56L249 55H251V56H249L250 58L252 57V54H253ZM259 53V52H258ZM35 54V53H34ZM90 54V53H89ZM92 54H90V55H92ZM95 54H96V52H95ZM108 54V53H107ZM107 54H105V55H107ZM135 54V55H136ZM139 54V55H140ZM149 54V53H148ZM147 54V55H148ZM170 54V53H169ZM173 54V53H172ZM179 54V55H180ZM191 54H194V53H192L191 52ZM200 54V53H199ZM238 54V53H237ZM236 54V55H237ZM244 54V53H243ZM246 54V53H245ZM255 54V53H254ZM264 54V53H263ZM33 55V54H32ZM51 55V54H50ZM122 55H124V54H122ZM138 55V56H139ZM146 55V56H147ZM151 55V54H150ZM155 55V54H154ZM154 55H153V57H152V59H154V60H152V59H148L149 60V62H150V60H151V62H150V64H152L153 62L152 61H154L155 62V60L157 59H155L154 58ZM168 55V54H167ZM171 55V54H170ZM169 55V56H170ZM176 55V54H175ZM186 55L187 56H189L188 55V53L186 52ZM202 55V54H201ZM31 56V55H30ZM85 56V55H84ZM93 56V59H94V55H92ZM92 56H90V57H92ZM108 56V55H107ZM107 56H105L106 58H107ZM114 56V55H113ZM112 56V57H113ZM119 56H120V54H119ZM118 56V57H119ZM128 56V55H127ZM131 56H132V54H131ZM144 56V55H143ZM149 56V55H148ZM191 56V55H190ZM198 56V55H197ZM203 56V55H202ZM240 56V55H239ZM256 57H257V54L255 55ZM259 56V55H258ZM262 56V55H261ZM95 57H97V56H95ZM109 57V56H108ZM111 57V56H110ZM109 57V58H110ZM111 57V58H112ZM118 57H115L116 59L118 58ZM124 56H122V58H123ZM130 57V56H129ZM136 57V56H135ZM142 57V56H141ZM165 57V56H164ZM192 57V56H191ZM195 57V56H194ZM194 57H192V58H194ZM228 57V56H227ZM263 57H264V55H263ZM62 58H60V59H62ZM122 58H119L118 60L120 61V63H121V61H124ZM128 58V57H127ZM144 58V57H143ZM148 58V57H147ZM185 58V57H184ZM184 58H182L181 57V59H184ZM187 58V57H186ZM199 58H201V57H199ZM258 58V57H257ZM256 58V59H257ZM262 58V57H261ZM38 59V58H37ZM62 59V60H63ZM92 59V58H91ZM90 59V60H91ZM92 59V60H93ZM121 59V60H120ZM136 59V58H135ZM138 59H139V57H138ZM146 59V58H145ZM159 59H160V57H159ZM159 59H158V61H159ZM162 59H164V58H162ZM181 59H179V57H178V60H175V61H177V62H175V63H177L178 64V62H179V60H181ZM210 59V58H209ZM245 59V58H244ZM95 60V59H94ZM112 60V59H111ZM128 60H129V58H128ZM127 60V61H128ZM130 60H131V58H130ZM144 60V59H143ZM165 60V59H164ZM170 60V59H169ZM174 60V59H173ZM173 60H171L172 62H173ZM185 60H187L188 61V59H185ZM195 60H197V58L195 59ZM199 60V59H198ZM214 60V59H213ZM229 60H231V59H229ZM235 59H233V61H234ZM253 60V59H252ZM255 60V59H254ZM253 60V61H254ZM22 61V60H21ZM51 61V60H50ZM88 62H90L89 60H87ZM104 61V60H103ZM106 61H108V60H106ZM157 61V60H156ZM167 61H168V59H167ZM183 61V60H182ZM181 61V62H182ZM190 61V60H189ZM202 61H203V59H202ZM205 61V60H204ZM219 61V60H218ZM225 61V60H224ZM232 61V62H233ZM241 61V60H240ZM246 61H249V60H246ZM259 61H260V59H259ZM258 61V63H263V61H260L259 62ZM35 62H36V60H35ZM93 62V61H92ZM113 62V61H112ZM115 62V61H114ZM116 62L118 63V61L116 60ZM124 62H126V60L124 61ZM130 62V61H129ZM128 62V63H129ZM137 62V61H136ZM141 62H142V59H141ZM144 62H148V61H144ZM166 62V61H165ZM165 62H163V63H165ZM184 62V61H183ZM215 62V61H214ZM238 62V61H237ZM236 62V63H237ZM243 62V61H242ZM252 62V61H251ZM255 62V61H254ZM111 63V62H110ZM123 63V62H122ZM156 63V62H155ZM161 63H162V61H161ZM166 63H168V62H166ZM185 63V62H184ZM183 63V64H184ZM191 63V62H190ZM194 63V62H193ZM195 63H197L196 61H195ZM203 63V62H202ZM208 63V62H207ZM223 63V62H222ZM233 63H235V62H233ZM235 63V64H236ZM245 63H247V62H245ZM34 64V63H33ZM67 64H66V66H67ZM112 64V63H111ZM127 64V63H126ZM125 64V65H126ZM146 64H149V63H146ZM160 64V63H159ZM159 64H158V66H159ZM169 64V63H168ZM168 64H167V66H168ZM170 64H171V62H170ZM174 64V63H173ZM176 64V65H177ZM198 64H200V63H198ZM198 64H196V65H198ZM205 64V63H204ZM249 64V63H248ZM17 65V64H16ZM36 65V64H35ZM144 65H145V63H144ZM154 65V64H153ZM161 65V64H160ZM164 65V64H163ZM175 65V66H176ZM181 65V64H180ZM180 65H178V66H180ZM188 65V64H187ZM189 65H191V64H189ZM192 65H194V64H192ZM205 65H207V64H205ZM223 65H224V63H223ZM229 65H231V64H229ZM228 65V66H229ZM237 65H238V63H237ZM242 65V64H241ZM251 66H249V67H255V66H252V64H250ZM261 65V64H260ZM263 65V64H262ZM261 65V66H262ZM94 66V65H93ZM117 66H118V64H117ZM124 66V65H123ZM141 66V65H140ZM142 66H143V63H142ZM142 66L140 67V70L142 71ZM147 66V65H146ZM149 66H151V65H148L147 66V68H149ZM155 66H157V65H155ZM154 66V67H155ZM174 66V67H175ZM184 66H186V65H184ZM202 66V65H201ZM216 66H217V64H216ZM218 66H219V64H218ZM234 66V65H233ZM95 67V66H94ZM121 67H122V65H121ZM125 67V66H124ZM145 67V66H144ZM153 66L151 67V69L152 68H154ZM166 67V66H165ZM169 67V66H168ZM197 67V66H196ZM195 67V68H196ZM203 67V66H202ZM245 67V66H244ZM247 67H248V65H247ZM246 67V68H247ZM248 67V68H249ZM264 67V66H263ZM97 68V67H96ZM120 68V67H119ZM138 68V67H137ZM142 68V69H141ZM146 68V67H145ZM144 68V69H145ZM146 68V69H147ZM164 68V67H163ZM170 68V67H169ZM176 68V67H175ZM180 68V70H182L183 68L182 67H179ZM188 68V67H187ZM190 68V67H189ZM192 68V67H191ZM190 68V69H191ZM211 68H213V66L211 67ZM215 68V67H214ZM220 68V67H219ZM243 68V67H242ZM241 68V69H242ZM256 68L257 69H259L257 66H256ZM123 69H125V68H123ZM134 69V68H133ZM136 69V68H135ZM156 69V68H155ZM160 69V68H159ZM171 70H172V66H171V68H170ZM170 69H168V68H166L165 70H169L170 71ZM185 69V68H184ZM199 69V68H198ZM200 69H202V68H200ZM199 69V70H200ZM221 69V68H220ZM226 69V68H225ZM235 69H236V67H235ZM126 70H127V68H126ZM136 70H138V69H136ZM162 70V69H161ZM161 70L159 71V72H161ZM164 70V69H163ZM180 70H178L179 72H180ZM186 70V69H185ZM191 70H193V68L191 69ZM218 70V69H217ZM232 70V69H231ZM237 70V69H236ZM244 70H246L245 68H244ZM249 70L250 71H252V70H254V69H252L251 70V68H249ZM260 70V69H259ZM96 71V70H95ZM122 71V70H121ZM146 70H144V72H145ZM149 71V70H148ZM147 71V72H148ZM151 71V70H150ZM154 72H156L155 70H153ZM152 71V73L154 74V72ZM169 71H167V72H169ZM174 71V70H173ZM198 71V70H197ZM196 71V72H197ZM238 71V70H237ZM243 71V70H242ZM248 71V70H247ZM246 71V72H247ZM255 71H256V69H255ZM261 71H264V69L262 70L261 69ZM56 72V71H55ZM58 72V71H57ZM56 72V73H57ZM97 72V71H96ZM115 72V71H114ZM125 72V71H124ZM136 71L134 70V73H135ZM144 72H143V75H144ZM158 72V71H157ZM166 72V71H165ZM172 72V71H171ZM187 72V71H186ZM192 72V71H191ZM195 72V71H194ZM194 72H192L193 74H194ZM216 72V71H215ZM245 72V71H244ZM253 72V71H252ZM61 73V72H60ZM98 73V72H97ZM123 73V72H122ZM134 73H132V74H134ZM138 73V72H137ZM136 73V74H137ZM141 73V72H140ZM150 73L151 72H149L148 74H146V75H150ZM170 73V72H169ZM175 74H176V72H174ZM185 73V72H184ZM189 73V72H188ZM232 73H234V71L232 72ZM238 73V75H241L242 73H241V71L239 72H237ZM240 73V74H239ZM249 72H247V73H245V76H247L246 74H248ZM254 73V72H253ZM258 73H259V71H258ZM23 74V73H22ZM25 74V73H24ZM23 74V75H24ZM38 74V73H37ZM135 74V75H136ZM158 74L159 73H157V75H155V76H158ZM167 74V73H166ZM171 74H173V73H170L168 76H170ZM191 74V73H190ZM193 74H191V75H193ZM200 74V73H199ZM228 74V73H227ZM236 74V73H235ZM256 74H257V72H256ZM20 75V74H19ZM36 75V74H35ZM34 75V76H35ZM116 75V74H115ZM134 75V76H135ZM165 75V74H164ZM163 75V76H164ZM178 75V74H177ZM180 75H181V73H180ZM189 75V74H188ZM187 75V76H188ZM191 75H189V76H191ZM197 74H195V76H196ZM248 75H250V73L248 74ZM254 75V74H253ZM258 75H261V73L260 74H258ZM46 76V75H45ZM151 76H152V74H151ZM154 76V77H155ZM160 76H161V74H160ZM162 76V77H163ZM166 76V75H165ZM164 76V77H165ZM173 76H175V75H173ZM173 76H171L170 78H172ZM188 76V77H189ZM194 76V75H193ZM233 76V75H232ZM236 76H237V74H236ZM235 76V77H236ZM255 76V75H254ZM28 77V76H27ZM33 77V76H32ZM41 77H43V74H42V76ZM56 77V76H55ZM59 77V76H58ZM112 77V76H111ZM133 77V76H132ZM139 76H137L136 78H138ZM149 77V76H148ZM147 77V79L149 80L150 78H148ZM153 77V78H154ZM161 77V78H162ZM175 77H180L179 75L178 76H175ZM234 77V76H233ZM234 77V78H235ZM242 77H243V75H242ZM248 77H250V76H247L246 78H244V79H247V80H250ZM16 78V77H15ZM34 78V77H33ZM32 78V79H33ZM36 78V77H35ZM143 78H146L145 76H143ZM157 78L158 77H155L152 81H154L155 79L157 80ZM167 78V77H166ZM191 78H192V76H191ZM191 78H189L188 80H190ZM234 78H233V80H234ZM254 78V77H253ZM252 78V79H253ZM113 79V78H112ZM132 79V78H131ZM133 79H135L134 77H133ZM133 79L131 80V81H133ZM146 79V80H147ZM165 79V78H164ZM164 79H162V80H164ZM169 79V78H168ZM181 78H179L178 80H180ZM185 79H187L186 78V76H185ZM231 79H232V77H231ZM237 79V78H236ZM235 79V80H236ZM257 79V78H256ZM259 79V78H258ZM257 79V80H258ZM261 79V78H260ZM263 79V78H262ZM26 80V79H25ZM45 80V79H44ZM44 80H43V82H44ZM126 80V79H125ZM137 80V79H136ZM147 80V81H148ZM159 80V79H158ZM161 80V79H160ZM178 80H176V81H178ZM184 80V79H183ZM247 80H245V81H247ZM59 81V80H58ZM80 81V84L82 83ZM116 81V80H115ZM120 81V80H119ZM118 81V82H119ZM124 81V80H123ZM139 81V80H138ZM170 81H171V79H170ZM244 81V82H245ZM253 81H255L254 79H253ZM262 81V80H261ZM264 81V80H263ZM141 82V81H140ZM157 82V81H156ZM165 82V81H164ZM172 82H174L175 83V81H172ZM171 82V83H172ZM196 82V81H195ZM260 82V81H259ZM18 83V82H17ZM71 83V82H70ZM152 83V82H151ZM154 83V82H153ZM159 83L161 84V82L159 81ZM166 83V82H165ZM167 83H168V81H167ZM173 83V84H174ZM180 83H181V81H180ZM183 83V82H182ZM185 83V82H184ZM194 83V82H193ZM233 83V82H232ZM247 83V82H246ZM49 84V83H48ZM72 84V83H71ZM124 84H125V82H124ZM127 84V83H126ZM145 84V83H144ZM156 84V83H155ZM164 83L162 82V85H163ZM243 84V83H242ZM139 85V84H138ZM146 85V84H145ZM144 85V86H145ZM153 85V84H152ZM151 85V86H152ZM157 85L159 86V84H158V82H157ZM212 85V84H211ZM222 85V84H221ZM241 85V84H240ZM261 85V84H260ZM85 86H84V89L86 90V88H85ZM143 86V87H144ZM156 86V85H155ZM154 86V87H155ZM165 87H166V85H164ZM168 86V85H167ZM171 86V85H170ZM173 86V85H172ZM183 86V85H182ZM186 86V85H185ZM0 87H1V85H0ZM27 87V86H26ZM42 87V86H41ZM134 87V86H133ZM175 87V86H174ZM222 87V86H221ZM4 88V87H3ZM19 88V87H18ZM62 88V87H61ZM83 88V87H82ZM147 88V87H146ZM151 88H153V87H151ZM151 88H150V90H151ZM156 88V87H155ZM154 88V89H155ZM161 88V87H160ZM160 88L158 87V89L160 90ZM163 88V87H162ZM161 88V90L163 91V89ZM223 88H224V85H223ZM222 88V89H223ZM228 88H230V87H228ZM8 89V88H7ZM29 89V88H28ZM37 89V88H36ZM41 89V88H40ZM42 89H44V88H42ZM41 89V90H42ZM48 89V88H47ZM57 89V88H56ZM148 89V88H147ZM146 89V90H147ZM153 89V90H154ZM165 89V88H164ZM169 89H170V87H169ZM168 89V90H169ZM175 89V88H174ZM181 89V88H180ZM225 89V88H224ZM15 90V89H14ZM49 90V89H48ZM51 90V89H50ZM84 90V91H85ZM157 90V89H156ZM160 90V91H161ZM168 90H166L167 92H168ZM210 90V89H209ZM13 91V90H12ZM22 91V93H24L23 91H25V90H21ZM147 91H149V90H147ZM155 91V90H154ZM162 91H161V93H162ZM165 91V92H166ZM170 91V90H169ZM172 91H174V90H172ZM172 91H170V93H174V92H172ZM197 91V90H196ZM205 91H206V88H205ZM224 91V90H223ZM227 91V90H226ZM230 91V90H229ZM14 92V91H13ZM27 92V91H26ZM45 93H43V94H46L45 96H47L48 94V91L46 92V91H44ZM129 92H130V90H129ZM149 92H151V91H149ZM155 92H157V91H155ZM164 92V91H163ZM195 92V91H194ZM207 92H209V91H207ZM38 93H41L40 92V90L38 91ZM38 93H37V95H38ZM90 93V94H91ZM141 93V92H140ZM146 93V92H145ZM160 93V92H159ZM200 93H202V92H200ZM217 93V92H216ZM228 93V92H227ZM17 94H19V92L17 93ZM16 94V95H17ZM27 94H29V91H28V93ZM42 94V95H43ZM66 94H68V93H66ZM152 94V93H151ZM150 94V95H151ZM155 93H153V95H154ZM165 94V93H164ZM163 94V95H164ZM167 94V93H166ZM182 94V93H181ZM204 94V93H203ZM206 94V93H205ZM215 94V93H214ZM222 93H220L219 92V95H221ZM223 94H224V92H223ZM19 95H21V94H19ZM30 95V94H29ZM31 95H32V93H31ZM41 95V94H40ZM83 95V94H82ZM157 95H159V94H157ZM163 95H161V96H163ZM179 95V94H178ZM210 95V94H209ZM228 95V94H227ZM235 95V94H234ZM25 96V95H24ZM33 96V95H32ZM50 96H52V95H50ZM152 96V95H151ZM204 96V95H203ZM215 95H213V97H214ZM217 96H218V94H217ZM216 96V97H217ZM26 97V96H25ZM31 97V96H30ZM35 97V96H34ZM34 97L32 98V99H34ZM48 97V96H47ZM46 97V98H47ZM57 97V96H56ZM74 97V96H73ZM94 97H91V98H94ZM149 98H150V96H148ZM155 97H156V95H155ZM160 96H158V97H156L157 98V100H158V98H159ZM168 97V96H167ZM212 96H211V98H213ZM259 97H261V96H259ZM4 98V97H3ZM15 98V97H14ZM24 98V97H23ZM36 98V97H35ZM41 98H42V96H41ZM45 98V99H46ZM75 98V97H74ZM153 98V97H152ZM171 98V97H170ZM175 98V97H174ZM181 98V97H180ZM185 98V97H184ZM189 98V97H188ZM194 98V97H193ZM220 98V97H219ZM222 98V97H221ZM228 98V97H227ZM230 98V97H229ZM232 98H233V94H232ZM17 99V98H16ZM18 99H19V97H18ZM22 99V98H21ZM39 98H37V100H38ZM49 99V98H48ZM48 99H47V102H48ZM53 99V98H52ZM78 99V98H77ZM151 99V98H150ZM194 99H196V100H198L197 98H194ZM207 99H208V97H207ZM218 99V98H217ZM225 99V98H224ZM238 99V98H237ZM26 100V99H25ZM29 100V99H28ZM31 100V99H30ZM35 100V99H34ZM37 100H35L36 101V104H38L39 106H41V104H39L40 102H39V100H38V103H37ZM154 100V99H153ZM156 100V99H155ZM179 99H177V101H178ZM181 101H182V99H180ZM212 100V99H211ZM214 100V99H213ZM212 100V101H213ZM234 100V99H233ZM259 100V99H258ZM262 100H263V98H262ZM18 101H20V99L18 100ZM22 101H23V99H22ZM35 101H34V103H35ZM40 101H41V99H40ZM173 101V100H172ZM175 101H176V99H175ZM186 101H187V99H186ZM188 101H189V99H188ZM201 101H202V99H201ZM200 101V102H201ZM205 101H206V99H205ZM208 101H210V100H208ZM214 101H218V100H214ZM213 101V102H214ZM221 101V100H220ZM231 101V100H230ZM16 102V101H15ZM24 102V101H23ZM44 102V101H43ZM42 102V103H43ZM184 102H185V99H184ZM197 102H199V101H197ZM199 102V103H200ZM204 102V101H203ZM207 102V101H206ZM225 103H226V100L224 101ZM224 102H221V103H224ZM227 102H228V100H227ZM240 102V101H239ZM262 102H264V101H262ZM18 103V102H17ZM20 103H21V101H20ZM19 103V104H20ZM45 103V102H44ZM49 103V102H48ZM52 103H53V101H52ZM51 103V104H52ZM55 103H56V101H55ZM150 103H152V102H150ZM155 103H157V102H155ZM199 103H196L195 105H197V104H199ZM231 103V102H230ZM236 103V102H235ZM242 102H240V104H241ZM15 104V103H14ZM19 104L17 105V106H19ZM153 104V103H152ZM183 104V103H182ZM182 104H180L181 105V107L183 106ZM186 104H189V103H187L186 102ZM192 104V103H191ZM194 104V103H193ZM204 104V103H203ZM213 104V103H212ZM220 104V103H219ZM262 104V103H261ZM21 105H22V103H21ZM38 105H33V106H36V107H38ZM43 105V104H42ZM45 105V104H44ZM47 105V104H46ZM45 105V106H46ZM55 105V104H54ZM73 105V104H72ZM98 105V104H97ZM99 105V106H100ZM156 105V104H155ZM172 105V104H171ZM177 105V104H176ZM176 105H174V106H176ZM179 105V106H180ZM195 105H188L189 107H194ZM205 105V104H204ZM203 105V107H205ZM226 105H227V103H226ZM233 105V104H232ZM259 105H260V103H259ZM264 105V104H263ZM50 105L48 104V107H49ZM77 106V105H76ZM76 106H74V107H76ZM154 106V105H153ZM158 105H156L155 107H157ZM173 106V105H172ZM173 106V107H174ZM178 106V107H179ZM187 106V107H188ZM199 107H201L202 105H198ZM211 106V105H210ZM213 106V105H212ZM216 105L214 104V107H215ZM218 106V105H217ZM220 106V105H219ZM225 106V105H224ZM234 106V105H233ZM236 106H237V103H236ZM19 107H21V106H19ZM18 107V108H19ZM172 107V108H173ZM177 107V106H176ZM180 107V109L179 108H177V109H179V114H178V112H177V114H178V116H177V118L179 119L180 117V113H182L181 112V109L183 108H181ZM239 108H241L242 107V105H241V107H240V105L238 106ZM52 108V107H51ZM64 108V107H63ZM171 108V109H172ZM184 108H186L185 106H184ZM183 108V109H184ZM226 108H227V106H226ZM259 108V107H258ZM33 109H35V110H38V108L36 109V108H33ZM43 109V108H42ZM48 108H45L43 111L45 112L46 110H47ZM50 109V108H49ZM54 109V108H53ZM56 109V111H57V108H55ZM71 109V108H70ZM70 109H69V111H70ZM77 109V108H76ZM103 109V108H102ZM156 109V108H155ZM169 109V108H168ZM182 109V110H183ZM195 109V108H194ZM196 109H197V107H196ZM209 109H210V107H209ZM214 109V108H213ZM222 109V108H221ZM224 109V108H223ZM228 109H230V107L228 108ZM39 110H40V108H39ZM52 110V109H51ZM64 110V109H63ZM67 110V109H66ZM87 110V109H86ZM152 110V109H151ZM175 110V112H176V109H174ZM185 110H187V108L186 109H184L183 111H185ZM190 111H191V108L189 109ZM205 111H206V109H204ZM215 110H217V109H215ZM227 110V109H226ZM236 110H238V109H236ZM249 110V109H248ZM259 110H261V109H259ZM1 111V110H0ZM22 111V110H21ZM29 111H30V109H29ZM34 111V110H33ZM32 111V112H33ZM61 110H59V112H60ZM68 111V112H69ZM77 111V110H76ZM76 111L73 113V115L74 114H76ZM158 111V110H157ZM164 111V110H163ZM163 111H162V113H163ZM167 111V110H166ZM171 111V110H170ZM170 111H169V113H167V114H169L170 116H171V113H170ZM190 111H188L187 110V112L188 113H190ZM210 111V110H209ZM214 111V110H213ZM239 111H241V110H238V112ZM245 111V110H244ZM243 111V112H244ZM257 111H258V109H257ZM262 111H264V110H262ZM35 112V111H34ZM37 112H39V111H37ZM52 112V111H51ZM58 112V111H57ZM58 112V113H59ZM68 112L66 113V114H68ZM89 112V111H88ZM154 112H156L155 114H153ZM168 112V111H167ZM199 112H200V110H199ZM199 112L198 113H196V110H195V113L196 114H199ZM201 112H202V110H201ZM204 112V111H203ZM221 112V111H220ZM224 112H225V109H224ZM227 112H228V110H227ZM231 112V114L233 115V116H230V117H235L234 116V112L233 111H230ZM234 114H233V113ZM237 112V113H238ZM49 113V112H48ZM53 113H54V111H53ZM64 113V112H63ZM62 112L60 113V114H63ZM97 113V112H96ZM118 113V114H117ZM161 113V112H160ZM173 113V112H172ZM183 113H185V112H183ZM191 113H192V111H191ZM210 113V112H209ZM209 113H208V115H209ZM229 113V112H228ZM260 113H262V112H260L259 111V115L258 116H262ZM29 114V113H28ZM39 114V113H38ZM43 114H45V113H43ZM43 114H41V115H43ZM95 114V113H94ZM206 114V113H205ZM204 114V115H205ZM211 114H213L212 112L210 113V116H212ZM221 114V113H220ZM222 114H225V113H222ZM227 114V113H226ZM230 114V113H229ZM228 114V115H229ZM239 114V113H238ZM264 114V113H263ZM30 115V114H29ZM29 115H27V117L29 116ZM54 115V114H53ZM79 115V114H78ZM91 115V114H90ZM166 115V114H165ZM184 115V114H183ZM183 115H181V117L183 116ZM187 115V114H186ZM185 115V116H186ZM188 115H190V114H188ZM191 115H193V113L191 114ZM203 115V116H204ZM249 115H251L252 116V114H249ZM70 116H71V114H70ZM75 116V115H74ZM88 116V115H87ZM168 116V115H167ZM169 116V117H170ZM173 116V115H172ZM197 116H199V115H197ZM209 116V117H210ZM215 116V117H214ZM216 116H218L217 114L215 115H213L212 117H214V118H217ZM220 116H222V115H220ZM226 116V115H225ZM2 117V116H1ZM38 117V116H37ZM37 117H36V119H37ZM43 117V116H42ZM46 117V116H45ZM44 117V119H46ZM63 117V116H62ZM73 117V116H72ZM71 117V118H72ZM76 117V116H75ZM109 117H110V115H109ZM116 118H117V116H115ZM115 117H113V118H115ZM160 117V116H159ZM192 117H194V116H192ZM196 117V116H195ZM194 117V118H195ZM208 117V116H207ZM211 117V118H212ZM222 117H224V115L222 116ZM226 117H229V116H226ZM29 118H30V116H29ZM28 118V119H29ZM53 118V117H52ZM65 118V117H64ZM74 118V117H73ZM80 118V117H79ZM84 118V117H83ZM103 118H105L104 116H103ZM165 118V117H164ZM184 118V117H183ZM218 118H220V117H218ZM12 119V118H11ZM23 119V118H22ZM28 119H27V121H28ZM31 119H33L32 117H31ZM36 119H35V122L34 121H32L33 123H34V125L37 123L38 124V122L40 123V121L38 120V122H36ZM38 119H39V117H38ZM43 119V118H42ZM66 119H69V117L68 118H66ZM78 119V118H77ZM82 119V118H81ZM92 119V118H91ZM118 119V120H119ZM171 119V118H170ZM175 119V118H174ZM178 119H177V122H178ZM221 119V118H220ZM236 119H237V117H236ZM248 119H249V117H248ZM261 119V118H260ZM34 120V119H33ZM63 120V119H62ZM70 120V119H69ZM72 120V119H71ZM88 120V119H87ZM102 120V119H101ZM100 120V121H101ZM185 120H186V117H185ZM184 120V121H185ZM188 120V119H187ZM187 120H186V122H185V124H189V123H187ZM196 120H197V118H196ZM213 120V119H212ZM218 120V119H217ZM217 120H215V121H217ZM226 120H227V118H226ZM231 120V119H230ZM230 120H228V121H230ZM256 120V119H255ZM259 120V119H258ZM9 121H11V120H9ZM19 121V120H18ZM26 121V122H27ZM30 121V120H29ZM46 121H47V119H46ZM50 121V120H49ZM48 121V122H49ZM64 122H66L65 120H63ZM78 121V120H77ZM80 121V120H79ZM82 122L84 121V120H81ZM80 121V122H81ZM92 121V120H91ZM176 121V120H175ZM174 121V122H175ZM183 121V119H181V122ZM189 121V120H188ZM191 121V120H190ZM197 121H199V120H197ZM196 121V122H197ZM210 121V120H209ZM238 121V120H237ZM243 121V120H242ZM23 122V121H22ZM32 122H30V123H32ZM44 122H45V120H44ZM44 122H43V124H44ZM69 122V121H68ZM67 122V123H68ZM79 122V123H80ZM85 122V121H84ZM193 122H195L194 120L192 121V123ZM213 122H214V120H213ZM233 122V121H232ZM235 122V121H234ZM239 122V121H238ZM259 122V121H258ZM9 123H11V122H9ZM42 123V122H41ZM40 123V124H41ZM46 123V122H45ZM54 123V122H53ZM78 122H76V124H77ZM86 123H88V121L86 122ZM86 123H84L85 125H86ZM89 123H91V122H89ZM104 123V122H103ZM171 123H172V121H171ZM170 123V124H171ZM176 123V122H175ZM174 123V124H175ZM183 123V122H182ZM190 123V125L189 126H192L193 124H195V123ZM202 123H204V122H202ZM212 123V122H211ZM210 123V124H211ZM236 123V122H235ZM234 123V124H235ZM243 123V122H242ZM7 124V123H6ZM27 124H28V122H27ZM26 124V125H27ZM37 124H36V127H37ZM47 124V123H46ZM55 124V123H54ZM83 124V125H84ZM181 124V123H180ZM184 124V125H185ZM192 124V125H191ZM198 124V123H197ZM232 124V123H231ZM234 124H232V125H234ZM239 124V123H238ZM241 124V123H240ZM17 125H18V123H17ZM42 125V124H41ZM81 125V124H80ZM176 125V124H175ZM199 125V124H198ZM225 125V124H224ZM229 125H230V123H229ZM231 125V126H232ZM236 125H237V123H236ZM243 125H245L246 126V124L244 123ZM248 125V124H247ZM264 125V124H263ZM29 126V125H28ZM40 126V125H39ZM53 126V125H52ZM56 126V125H55ZM60 126V125H59ZM74 126V125H73ZM95 126H97V125H95ZM180 126V125H179ZM211 126H213L212 124H211ZM235 126V125H234ZM233 126V127H234ZM237 126H239V125H237ZM258 126V125H257ZM6 127V126H5ZM76 127H78V126H76ZM87 127H88V125H87ZM102 127V126H101ZM202 127V126H201ZM233 127H231V128H233ZM244 127V126H243ZM247 127V126H246ZM52 128V127H51ZM84 128V127H83ZM110 128H112V127H110ZM195 128V127H194ZM238 128V127H237ZM236 128V129H237ZM241 128H242V126H241ZM240 127H239V129H241ZM249 128H251V127H248V129ZM78 129V128H77ZM81 129V128H80ZM93 129V128H92ZM106 129V128H105ZM108 129V128H107ZM128 129H130V128H128ZM225 129V128H224ZM246 129V128H245ZM247 129V130H248ZM37 130V129H36ZM59 130V129H58ZM101 130V129H100ZM218 130V129H217ZM229 130V129H228ZM251 130V129H250ZM250 130H248V132L247 133H249L250 132ZM38 131V130H37ZM85 131V130H84ZM203 131V130H202ZM201 131V132H202ZM214 131V130H213ZM212 131V133H216L217 131H214L213 132ZM227 131V130H226ZM242 131V130H241ZM244 131V130H243ZM242 131V132H243ZM252 131V130H251ZM57 132V131H56ZM61 132H62V130H61ZM60 132V133H61ZM70 132V131H69ZM78 132V131H77ZM86 132V131H85ZM84 132V133H85ZM211 132V131H210ZM232 132H234V129L232 130ZM245 132V131H244ZM36 133V132H35ZM38 133V132H37ZM39 133H40V131H39ZM101 133V132H100ZM99 133V134H100ZM187 133V132H186ZM185 133V134H186ZM206 133V132H205ZM214 133V134H215ZM237 133V132H236ZM235 133V134H236ZM239 133V132H238ZM247 133H246V135H247ZM254 133H255V131H254ZM87 133H85V135H86ZM93 134H94V132H93ZM98 134V133H97ZM102 134V133H101ZM109 134V133H108ZM108 134H107V136H108ZM199 134H200V132H199ZM202 134V133H201ZM200 134V135H201ZM230 134V133H229ZM241 134V133H240ZM252 134H253V132H252ZM260 134V133H259ZM207 135V134H206ZM238 135V134H237ZM244 135V134H243ZM246 135H244L243 137H246ZM8 136V135H7ZM104 136H105V134H104ZM107 136H105L106 138H107ZM141 136V137H142ZM210 136V135H209ZM248 136V135H247ZM143 137V138H144ZM207 137V136H206ZM236 137V136H235ZM243 137H241V138H243ZM252 137V136H251ZM250 136L248 137V138H251ZM100 138V137H99ZM113 137H111V138H109V139H112ZM216 138V137H215ZM215 138L213 139V140H215ZM240 138V137H239ZM257 138V137H256ZM105 139V138H104ZM205 139V138H204ZM203 139V140H204ZM217 139V141H218V137L216 138ZM223 139V138H222ZM244 139V138H243ZM261 139V138H260ZM72 140V139H71ZM79 140V139H78ZM115 140V139H114ZM241 140V139H240ZM245 140V139H244ZM243 140V141H244ZM252 140V139H251ZM250 140V141H251ZM259 140V138H257V140L256 141H258ZM264 140V139H263ZM41 141V140H40ZM73 141V140H72ZM208 141V140H207ZM210 141V140H209ZM208 141V142H209ZM246 141V140H245ZM253 141H254V139H253ZM260 141V140H259ZM59 142V141H58ZM103 142V141H102ZM214 142V141H213ZM216 142V141H215ZM229 142V141H228ZM31 143V142H30ZM50 143V142H49ZM197 143H199V141L197 142ZM46 144H47V142H46ZM196 144V143H195ZM222 144V143H221ZM1 145V144H0ZM50 145V144H49ZM249 145V144H248ZM264 145V144H263ZM46 146V145H45ZM51 146V145H50ZM49 146V147H50ZM200 146V145H199ZM204 146V145H203ZM215 146V145H214ZM262 146V145H261ZM40 147V146H39ZM193 147V146H192ZM217 147V146H216ZM247 147V146H246ZM249 147V146H248ZM103 148V147H102ZM199 148V147H198ZM215 148V147H214ZM54 149V148H53ZM59 149V148H58ZM79 149V148H78ZM196 149V148H195ZM245 149V148H244ZM264 149V148H263ZM213 150V149H212ZM221 150V149H220ZM78 151H80V150H78ZM234 151V150H233ZM242 151V150H241ZM247 151V150H246ZM5 152V151H4ZM105 152V151H104ZM202 152V151H201ZM205 152V151H204ZM215 152V151H214ZM243 152V151H242ZM241 152V153H242ZM3 153V152H2ZM36 153V152H35ZM46 153V152H45ZM76 153V152H75ZM78 153V152H77ZM76 153V154H77ZM83 153V152H82ZM207 153H208V151H207ZM217 153V152H216ZM233 153V152H232ZM245 153V152H244ZM247 153V152H246ZM32 154V153H31ZM54 154V153H53ZM85 154V153H84ZM88 154V153H87ZM86 154V155H87ZM202 154H205V153H203L202 152ZM250 154V153H249ZM262 154H264V152L263 153H261L260 154V157H261V155ZM36 155V154H35ZM163 155V154H162ZM230 155V154H229ZM234 155V154H233ZM4 156V155H3ZM24 156V155H23ZM48 155H46V157H47ZM74 156H76V155H74ZM91 156V155H90ZM214 156H216V155H214ZM242 156V155H241ZM248 156V155H247ZM55 157V156H54ZM77 157V156H76ZM80 157H82V156H80ZM105 157V156H104ZM166 157V158H167ZM251 157V156H250ZM93 158V157H92ZM244 158V157H243ZM247 158V157H246ZM252 158H253V156H252ZM73 159V158H72ZM168 159V158H167ZM83 161V160H82ZM96 161V160H95ZM213 161V160H212ZM214 161H215V159H214ZM259 161V160H258ZM77 162V161H76ZM75 162V163H76ZM80 162V161H79ZM255 162V161H254ZM264 162V161H263ZM5 163V162H4ZM73 163V162H72ZM78 163V162H77ZM88 162H86V164H87ZM91 163V162H90ZM99 164H100V161L98 162ZM256 163V162H255ZM261 163V162H260ZM79 164V163H78ZM77 164V165H78ZM83 164V163H82ZM85 163L83 164V165H86ZM95 164V163H94ZM262 164V163H261ZM72 165V164H71ZM103 165H104V163H103ZM88 166V165H87ZM179 166V167H180ZM69 167H70V165H69ZM165 167V166H164ZM263 167V166H262ZM99 168V167H98ZM106 168V167H105ZM107 168H109V167H107ZM171 168V167H170ZM248 168V167H247ZM211 169V168H210ZM107 170V169H106ZM124 170V169H123ZM139 170V169H138ZM223 170V169H222ZM174 171V170H173ZM238 171V170H237ZM165 172V171H164ZM183 172V171H182ZM183 172V173H184ZM225 172V171H224ZM258 172V171H257ZM260 172V171H259ZM184 173V174H185ZM103 174V173H102ZM144 174V173H143ZM142 174V175H143ZM171 174V173H170ZM259 174V173H258ZM186 175V174H185ZM10 176V175H9ZM160 176H161V174H160ZM256 176V175H255ZM258 176V175H257ZM263 176V175H262ZM154 178V177H153ZM164 178V177H163ZM0 179H2V178H0ZM98 179V178H97ZM93 180V179H92ZM192 180V181H193ZM261 180V179H260ZM88 181V180H87ZM187 181V180H186ZM193 181V182H194ZM255 181V180H254ZM93 182V181H92ZM98 182V181H97ZM103 183V182H102ZM153 183V182H152ZM88 184V183H87ZM194 184V185H195ZM238 184V183H237ZM46 185V184H45ZM189 185V184H188ZM187 185V186H188ZM258 185V184H257ZM67 185H65V187H66ZM95 186V185H94ZM259 186V185H258ZM49 187H50V185H49ZM83 187V186H82ZM236 187V186H235ZM41 188V187H40ZM157 188V187H156ZM188 188V187H187ZM168 189V188H167ZM246 189V188H245ZM47 190V189H46ZM82 190V189H81ZM153 190V189H152ZM174 190H175V188H174ZM9 192V191H8ZM29 192V191H28ZM49 192V191H48ZM258 192V191H257ZM5 193H6V191H5ZM4 193V194H5ZM93 193H95V192H93ZM103 193V192H102ZM170 193V192H169ZM232 193V192H231ZM234 193H238V192H234ZM233 193V194H234ZM9 194H10V192H9ZM72 194V193H71ZM74 194V193H73ZM232 194V195H233ZM245 194V193H244ZM250 194V193H249ZM11 195H13V194H11ZM14 195H15V193H14ZM231 195V196H232ZM236 195H238V194H235V197H236ZM243 195V194H242ZM246 195V194H245ZM251 195V194H250ZM249 195V196H250ZM254 195V194H253ZM258 195H259V193H258ZM5 196V195H4ZM7 196V195H6ZM81 196V195H80ZM105 196V195H104ZM106 196H107V194H106ZM247 196H248V193H247ZM158 197V196H157ZM242 197V196H241ZM258 197V196H257ZM6 198V197H5ZM63 198H65V197H63ZM113 198V197H112ZM152 198V197H151ZM169 198V197H168ZM202 198V199H203ZM231 198V197H230ZM246 198V197H245ZM256 198V197H255ZM261 198H264V197H261ZM85 199V198H84ZM235 199V198H234ZM250 199H251V196H250ZM257 199V198H256ZM72 200V199H71ZM70 200V201H71ZM242 200H244V197H242ZM251 200H255V199H251ZM258 200V199H257ZM264 200V199H263ZM5 201H6V199H5ZM67 201V200H66ZM84 201H86V200H84ZM102 201V200H101ZM256 201V200H255ZM14 202V201H13ZM72 202V201H71ZM104 202V201H103ZM12 203V202H11ZM58 203H60V202H58ZM57 203V204H58ZM67 203V202H66ZM173 203V202H172ZM261 203V202H260ZM88 204V203H87ZM161 204H163L162 202H161ZM188 205V204H187ZM243 205V204H242ZM70 206V205H69ZM75 206H76V204H75ZM238 206V205H237ZM264 206V205H263ZM262 206V207H263ZM60 207V206H59ZM77 207V206H76ZM79 207H81V206H79ZM84 207V206H83ZM194 207V206H193ZM82 208V207H81ZM106 208V207H105ZM113 208V207H112ZM205 208V207H204ZM239 208V207H238ZM264 208V207H263ZM137 209V208H136ZM179 209V208H178ZM259 209V208H258ZM257 209V210H258ZM68 210V209H67ZM75 210V209H74ZM73 210V211H74ZM123 210V209H122ZM241 210H242V208H241ZM244 210V209H243ZM257 210H256V213H257ZM260 210V209H259ZM258 210V211H259ZM72 211V210H71ZM82 211V210H81ZM105 211V210H104ZM167 211V210H166ZM177 211V210H176ZM252 211H255V210H252ZM5 212V211H4ZM49 212V211H48ZM66 211H64V213H65ZM130 212V211H129ZM184 212V211H183ZM190 212V211H189ZM244 212H246V211H244ZM56 213V212H55ZM62 213V212H61ZM79 213H81V212H79ZM132 213V212H131ZM253 213V212H252ZM17 214V213H16ZM63 214V213H62ZM189 214V213H188ZM2 215H3V213H2ZM83 216L84 215V217L86 216L85 215V213L84 214H80V216ZM161 215V214H160ZM175 215H177V214H175ZM179 215V214H178ZM193 215V214H192ZM61 216V215H60ZM113 216V215H112ZM111 216V217H112ZM130 216V215H129ZM156 216H157V214H156ZM62 217V216H61ZM159 217V216H158ZM173 217V216H172ZM146 218V217H145ZM41 219V218H40ZM117 219V218H116ZM160 219V218H159ZM192 219V218H191ZM198 219V218H197ZM7 220H9L8 218H7ZM76 220V219H75ZM83 220V219H82ZM86 220V219H85ZM171 220V219H170ZM186 220V219H185ZM115 221H119V220H115ZM155 221V220H154ZM215 221V222H216ZM183 222V221H182ZM119 223V222H118ZM168 223V222H167ZM185 223V222H184ZM193 223H194V221H193ZM214 223V222H213ZM1 225H2V222L0 223ZM9 224H10V222H9ZM169 224V223H168ZM201 224V223H200ZM82 225V224H81ZM81 225H79V226H81ZM116 225V224H115ZM154 225V224H153ZM186 225H187V223H186ZM191 225V224H190ZM193 225V224H192ZM199 225V224H198ZM214 225V224H213ZM215 225H217L218 226V224L216 223ZM10 226V225H9ZM31 225H29V227H30ZM78 226V225H77ZM76 226V227H77ZM217 226H215L216 228L215 229H217ZM35 227V226H34ZM58 227V226H57ZM120 227V226H119ZM193 227V226H192ZM7 228V227H6ZM43 228V227H42ZM220 227L218 226V229H219ZM33 229V228H32ZM37 229V228H36ZM170 229V228H169ZM220 229H222V228H220ZM28 230H29V228H28ZM35 230V229H34ZM91 230V229H90ZM173 230V229H172ZM204 230V229H203ZM213 230V229H212ZM212 230H210V231H212ZM7 231V230H6ZM27 231V230H26ZM93 231V230H92ZM3 232V231H2ZM13 232V231H12ZM19 232V231H18ZM22 232H24V231H21V233ZM36 232V231H35ZM75 232V231H74ZM116 232V231H115ZM118 232V231H117ZM219 232V231H218ZM217 232V233H218ZM17 233V232H16ZM130 233V232H129ZM150 233V232H149ZM169 233V232H168ZM184 233H186V232H184ZM220 233V232H219ZM93 234V233H92ZM189 234V233H188ZM215 234V233H214ZM222 234V233H221ZM13 235V234H12ZM15 235V234H14ZM124 235V234H123ZM122 235V236H123ZM217 235V234H216ZM2 236V235H1ZM10 236H11V234H10ZM33 236V235H32ZM36 236V235H35ZM181 236V235H180ZM5 237V236H4ZM23 237V236H22ZM34 237V236H33ZM124 237V236H123ZM182 237V236H181ZM226 237V236H225ZM16 238V237H15ZM37 238V237H36ZM180 238V237H179ZM130 239V238H129ZM147 239V238H146ZM196 239V238H195ZM217 239H218V237H217ZM221 239V238H220ZM223 239V238H222ZM7 240V239H6ZM14 240V239H13ZM39 240V239H38ZM42 240V239H41ZM48 240V239H47ZM120 240V239H119ZM186 240V239H185ZM188 240V239H187ZM34 241H35V239H34ZM223 241V240H222ZM37 242V241H36ZM40 242V241H39ZM196 242V241H195ZM221 242V241H220ZM225 242V241H224ZM9 243V242H8ZM42 243V242H41ZM120 243V242H119ZM260 243H262V242H260ZM122 244V243H121ZM187 244V243H186ZM191 244V243H190ZM197 244V243H196ZM115 245V244H114ZM118 245V244H117ZM198 245V244H197ZM124 246V245H123ZM200 246V245H199ZM245 246V245H244ZM5 247V246H4ZM16 247V246H15ZM151 247V246H150ZM18 248V247H17ZM38 248V247H37ZM158 248V247H157ZM20 249V248H19ZM23 249V248H22ZM121 249H123V248H121ZM180 249V248H179ZM3 250V249H2ZM9 250V249H8ZM200 250H201V248H200ZM23 251V250H22ZM24 251H26V249L24 250ZM223 251V250H222ZM1 252V251H0ZM98 252V251H97ZM23 253V252H22ZM26 253V252H25ZM33 253V252H32ZM106 253H108V252H106ZM120 253V252H119ZM124 253V252H123ZM201 253H202V251H201ZM1 254H2V252H1ZM21 254V253H20ZM94 254V253H93ZM110 254V253H109ZM19 255V254H18ZM122 255V254H121ZM206 255V254H205ZM224 255V254H223ZM32 256H34L33 254H32ZM120 257V256H119ZM124 257V256H123ZM191 258H192V256H190ZM189 257V258H190ZM199 257H200V255H199ZM24 258H26L25 256H24ZM34 258V257H33ZM235 258V257H234ZM239 258V257H238ZM240 259V258H239ZM242 259V258H241ZM260 259V258H259ZM199 260V259H198ZM220 260V259H219ZM235 260V259H234ZM109 261V260H108ZM203 261V260H202ZM241 261V260H240ZM261 261V260H260ZM163 262V261H162ZM222 262V261H221ZM243 262V261H242ZM171 263V262H170ZM255 263V262H254ZM169 264V263H168ZM176 264V263H175ZM194 264V263H193ZM260 264H261V262H260ZM263 264H264V262H263Z\"/></svg>",
	"mask_w": 264,
	"mask_h": 264
}]
</instances>
